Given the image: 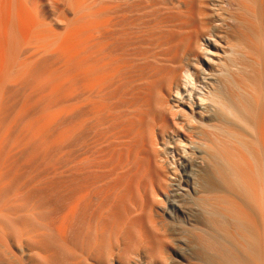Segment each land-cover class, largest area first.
<instances>
[{
  "label": "bare ground",
  "instance_id": "obj_1",
  "mask_svg": "<svg viewBox=\"0 0 264 264\" xmlns=\"http://www.w3.org/2000/svg\"><path fill=\"white\" fill-rule=\"evenodd\" d=\"M123 1L124 0H0V193L1 192L3 193V191L5 189L12 187L13 185L16 188L15 189L16 192L14 191L15 193L11 194V193L7 192V194H10V195H5L4 198H9L8 196H11V195L14 196L15 198L16 197L20 198V196L22 195V194L20 195V193H22V192L24 195V193H25L24 188H27V186H29L27 183H25V181H27V179H29L28 176L31 173L30 171H32V170H30L29 171L30 173L29 174L27 173V175H28L27 178H26V176H24L26 179L24 181H22V177H23L24 173L28 172V171H26L27 167L25 169L26 163H28L29 161H30V163L31 162L33 163L34 160L36 161L39 159V158L35 157L36 159L33 158L34 160L32 161V158L30 157L31 160L27 161L28 156H31V154H32V157H33L34 152H35L34 156H36L37 153H38V156H40L39 152L36 153V151L38 150L40 143L42 144L43 140H46L49 142L55 140L54 141L55 144L53 143V145H55V146L52 145L50 147V148H53V147H56L57 145H58V147L61 145L60 143L57 144L58 143L57 139H60V140L62 139V141L59 140V142H63L64 141L63 139L67 138L68 141H69V139L71 141L74 138V136H73L71 139V136L75 132L73 134L71 133L72 135H70V133H69L70 130L67 131V129L64 130L67 133L66 132L65 133L60 132V134H59V130H58V133L54 134L56 131L55 127H57V126L59 127L60 125H64V124H66L65 126H67L71 123L70 125H72V127L78 125L77 127L79 128V126H80V128H82V130H83L87 126L86 123L89 122V120L91 122V119H95L96 117H98V119H99V117H101V120H102V117L105 114L103 113L102 114L103 116H101L98 113L105 111V109L104 110H102V109L107 107L108 104H110V102H111V100H108L110 102L107 101L108 104H107V102H105V105L107 104V106H103L104 103H102L103 98L107 97L105 95L106 94L108 95V93L111 91L108 89L111 86H113L114 84H116L117 88H118V86H119L118 84L121 83L124 79H126L125 77H127V76H125V72L128 70V72H126V74L131 73L130 71H132V70H129L128 68H131V66H132L131 61L132 60L128 61L127 58L125 57V60H127V62H130L131 64L126 63V62L125 63L122 62V64L119 65L118 61H115V63H112L113 59L116 57V55H113V56H115V57H113L112 51H110V53H112V54H110L108 52L109 48L110 49L112 48L110 43L108 42L109 41L108 39H109V37L117 35L118 33L114 34L115 30L120 28L119 27V28L115 29L117 24H119L118 23L119 19H121L120 15L123 14V12H121L122 14L120 13V11H123L122 10L124 7L122 5ZM128 1L125 0L124 2L127 3ZM133 1L134 0H132V2ZM136 1L137 0H135V2H133V3L130 2V5L132 6L134 3L136 5H138L139 2L136 3ZM138 1H140V0H138ZM150 1H152V0H150ZM169 1L173 2L172 4H174V1H171V0H169ZM178 1L175 2V3H178V5L170 4L167 6L165 4V6H167L168 8L171 5H172V7L178 6V9L179 8L181 9L180 13H183L184 17L182 19H180V22L178 23L176 21L178 24H180L178 26H180L181 28H184V35H183L182 41H181V43L176 44V45L182 44V49L180 50L181 52L179 51L180 53L178 51L176 52V50H174L175 52L171 55H170V52H172V51L168 50L167 51V52H169L168 56L165 58L162 56V58H164V60L166 62H169V65L174 64L175 69L173 70V72L171 74L167 73V75H162V76H166V77H164V79L162 78V80H160L161 77L159 79L158 74L160 75L161 69H160V72L157 71L158 69H156L155 67L154 68L156 70L155 69L152 70L151 65L153 64V62H152L153 58H150L151 60L145 59V60H147L146 64L148 62L149 63L152 62V63H150V66H151L150 69L151 70L148 69L149 70L148 71L146 68H144L148 72L146 71L147 73L145 74V77L143 79H141L142 77L137 76L138 79L140 78L141 80H144V82L142 81L144 83V86L143 85H142L143 87L141 86L142 90L141 91L139 90L140 92L139 91L134 92L135 95L138 94V92L140 95L139 94L137 95V96H139V97H137V98H139V101L138 102L136 101L137 104L134 106V107H136V109H135V111H133V113L136 112L137 110L139 111L140 110L139 108L146 105L144 108H141V111H142L143 109H145L147 107V105L150 104L151 99H152L151 98L152 91L154 88L156 89L157 92L155 91L156 93H154V94H157V97H155L154 99H155V104L157 106L156 109H159L158 115H160V112H161V115H160L161 119L158 117L161 121V124L159 122V126H157L158 123L154 122V123H156V125H154V124L152 125L151 132H149L148 136H146L145 133H147V132L143 133L144 129L142 130L141 123H142L143 119L146 120V118H144L145 117L144 115L148 114V112L142 113V112H144V111H142L141 112L142 116L141 117L138 116L137 118L134 117V116H136L135 114H132V115H134L133 118L130 115L131 117H128V118H132L133 120L129 119V122L133 121V123H134V121L137 119L135 121V126H133V123L130 122L131 123V124H129L130 127L127 126L128 123H127V121H125V118H127V116L126 117L121 116L122 118H124V119H122V121L124 120L127 123L126 124L123 121L124 124H126L124 126H127V127H123V124H122L123 128L120 127L121 128L120 131L121 130H123V131H121L120 133H117L114 136L115 137L114 139H117L121 143L120 144L121 146L119 145V149L121 150V153L118 154L116 158L114 157L113 153L115 152V150L118 149V148H115L118 146L114 145L115 147H113V149L115 148V150L112 151L113 153H111L114 158L110 155L111 158H107V162L104 166L106 168V170L103 168L105 170V171H103V169H102L103 172L108 171L109 173H107V174H109V176H110V174L112 175V173L120 174L118 177H120L122 175H128L127 178L129 177V179L131 177L136 178V176H138V175L134 176L135 172L138 173L139 171L141 172V170H142V172L144 170L146 173H148V175L152 174V177H153V175L154 176L156 175V177H157L156 184L154 185L152 183L151 186L152 185H154V186H152V187L150 186L152 188V189L150 188L151 193H152L150 195H151V197L153 195V197H152L151 201H148V200H150L149 196H148L149 199L146 198L147 200H145V198L141 195L142 193L140 192L141 194L138 195V193H139L138 192L136 195H138V196L141 195L140 198L141 197L143 198V199L141 198L142 200L140 202H135L137 200L134 201V199H133V201H134L133 202L132 200L128 199L129 201H132V204H131V202H129V201L128 202L131 204V206L133 205V207L131 209L129 207L130 210L129 209H128L129 211L127 210L128 213L126 211H124V212H126V215H128L127 218L125 217L126 219L124 221H122L121 218L124 217L125 214H124V216H120L121 218H119V219L122 222V226L119 225V228H118V226H117L118 224L116 223L117 227H115V228H117V229H115V231L118 230L119 232H118V236H116L117 237V239H115L116 241L114 240L116 242V243L114 242L115 245L111 246L112 239H114V236H112V235H115V234H112L113 233L112 230L110 231L108 229L109 225H111V223H112L111 222L112 220H111L110 221L111 223H109L108 227H107V229L109 230V232H108L109 234H107V232H106L107 230L104 229L107 236L111 235V238L108 236L110 238V239H108L109 243L111 242L110 244L108 243V245H110V246L107 247L108 249H106V252H104V251L100 252V250H97V247L99 248L100 246H103V245H101V242L103 244L105 243V241L104 242L102 241V240H104L105 237H103L101 239L102 235L101 234L99 235L100 239L98 238V242H100V243H98V244L100 246H98L97 241H96V235H95V234H98V232L97 233L94 232L93 237H95V238H92L94 241V244H92V245L94 247L95 243H96L97 247L95 246L96 247L95 250L99 251L100 253H102V252L103 253L100 254L99 256H96L98 253H96V254L94 253L95 252L94 249L91 248L92 245L86 239V241L89 242V245H91L89 247L90 250L93 249V251L92 250L89 251L86 249L87 247L85 245L87 243L81 247L82 251L84 249H86V251H88L85 253L86 256H84V258H83V255H85V254L82 253V251L80 249V251L83 255H82V259H78V260L80 262L83 260L82 264L83 263L84 264H264V0H178ZM157 2H158V0H157ZM147 3H149V0ZM151 3L152 2H150V4ZM139 4H140L139 6L142 8V6H141L142 3L140 2ZM153 4H155V0H154ZM153 4H151V5L153 6ZM121 5L123 6L122 8H121ZM125 5H126V7H131V6H129V3H128V5L127 4H125ZM136 5H135V7H136ZM126 7H124V9ZM135 7H134V9H135ZM143 7H146V5H144ZM157 7H158L159 12H160L159 6H157ZM163 7H164V4H163ZM167 7H165V8H167ZM161 8H162V6H161ZM171 8H169V9L171 10ZM127 9L129 11V8H127ZM134 9H133V11H134ZM147 9H148V6H147ZM153 9H155V11L151 9L152 11L146 10L144 12H150V14H151V12L154 11L156 13V7ZM167 11L166 10L163 11L164 14ZM173 11H175V8ZM125 12H127V11H125ZM131 12H129V14ZM144 12H142V10H141V12H139L138 14L139 15L142 13L145 14ZM160 13H162V12H160ZM174 13L175 12H173V14ZM125 14L123 15L124 17H125ZM126 15H128V13ZM139 15H138V17H139ZM162 15H163V13H162ZM179 15H176L178 17V19H179ZM130 16L131 15H129L128 18ZM150 16H149V18H150ZM152 16H154V14H152ZM167 16H169V18H170V15H167ZM167 16H165V18H161L162 20L166 19L165 23L168 19ZM126 18H127V16H126ZM126 18H124V19H126ZM157 18L158 17L155 16V19H157ZM150 19H154V18H150ZM129 20H130V18H129ZM146 20L147 19H145V22H146ZM159 20H160V16H159ZM159 20L157 19V21H159ZM120 21H121L120 24L122 25V23L124 21H122V20H120ZM130 21H132V18ZM135 21H137V20H135ZM125 22H127V21H125ZM141 22L143 23L144 20L143 21L141 20ZM141 22L139 24H141ZM162 22H164V21H162ZM174 22H175V20H174ZM126 24L128 25V23H126ZM150 24H152V23H150ZM158 24L159 23L157 22V25ZM160 24H161V22H160ZM169 24H171L170 26H172V23L167 24L169 28H167V27L165 28L164 25H166V24L163 25L164 27H162V28L163 29L165 28L164 32L166 31V29H171ZM132 26H134V25H132ZM147 26L148 25H146V27ZM155 26L156 25L154 24L153 29ZM128 27L129 26H125L123 28H128ZM123 28H121V29H123ZM131 28H129V29L131 30ZM134 28H135V26H134ZM136 28H138V25ZM177 28H176V30H177ZM146 29H145L146 34H148V32L151 30V27H150V30H149V27ZM178 29H180V28H178ZM133 30H135V29H133ZM145 30L142 29L140 33L145 32ZM160 30H158V28H157L156 33L159 32ZM176 30H174V31H176ZM126 32H127V30L125 31V33ZM128 32H130V31H128ZM134 32L135 31L130 32V33H132V36H135V34L133 35ZM138 32H139V30H138ZM162 32H163V30H162ZM169 33L171 35L172 33H175V32L171 33V30H170ZM128 34L129 33H127V35ZM143 34H141V35H143ZM122 35L123 34H121L122 38L126 37V39H128L127 36L123 37ZM162 35H164V34H162ZM166 35L167 34L165 33L164 36H166ZM170 35H168V37ZM172 35H174V34H172ZM145 36L147 37V35H145ZM151 36H153V35H151ZM156 36L158 37V35H156ZM159 36H161V35H159ZM139 37H141V36H139ZM150 38H152V37H150ZM167 38L165 37V39H167ZM172 38H174V37L172 36ZM126 39L124 40V43L129 42ZM130 39H133V38H131V35H130ZM162 39H163V37H162ZM174 39H176V38H174ZM119 40L122 42L121 38ZM140 40L142 41L143 39H140ZM153 40L154 39H152L151 41H153ZM120 41L116 40V42H119V43H120ZM138 41H136V42L138 43ZM144 41H147V39L146 40L144 39ZM165 41L166 40H164L163 44L165 43ZM131 42H132V40H130V43ZM159 42H162V41L160 40ZM172 42L174 43L173 40H172ZM113 43L116 44L115 42H113ZM147 43H149V42H147ZM154 43H155V41H154ZM175 43H176V41H175ZM160 44L161 43H159V45ZM168 44H169V41H168ZM108 45H109V47H108ZM125 45H123V48L125 47ZM136 45H138V44H136ZM176 45H174V46H176ZM117 46H119L118 43H117ZM117 46L114 47L116 50L118 48H122L121 43H120V47L117 48ZM129 46L130 45H128L127 47H129ZM133 46H135V45H133ZM153 46H152V48H154ZM136 47L137 46H135V48ZM144 47H147V46H144ZM149 47H151V46H149ZM107 48H108V50H107ZM139 48L141 49L143 47H139ZM165 48L166 47L161 48V49L163 50ZM171 48H172V45H171L170 49ZM179 48L180 47L178 46L177 49L179 50ZM115 49H114V52H116ZM131 49H132L131 46L128 49H126V47H125V51L126 50L130 51ZM119 50L121 51V49H119ZM139 50H138V52H139ZM150 50L148 49V51H150ZM142 51H144V50H142ZM146 51H144V52L147 53L148 51L147 52ZM121 52L123 53V51H121ZM161 52H163V51H161ZM134 53L135 52L132 51V54H134ZM154 53L157 54L156 51L151 53V54H154ZM116 54L118 55L117 57H119V54H121V53L118 52ZM123 54H121V56L122 55L125 56V53H123ZM132 54H130V52H129L128 56H131ZM142 54L145 55L144 53H142ZM150 55H149V57H150ZM160 55H162V54H160ZM165 55H167V53ZM146 57L148 58V56H146ZM159 57L161 58V56H159ZM159 57L158 58L156 57V60L158 59V61H160ZM141 58L142 57H140L138 59L137 63H139V60H141ZM115 59L117 60V58H115ZM143 59H144V57H143ZM135 60H136V58H135ZM116 62L118 65L116 64ZM140 62L144 63L145 61L144 62L140 61ZM166 62H164V63L167 64ZM137 63H134L135 64L134 67L138 66V65L136 66ZM164 63H163V65H164ZM141 65L142 64H140V66ZM156 65L159 66V64H156ZM161 65H160V67H161ZM111 66H116V67L111 68ZM140 66H139V69L141 68ZM146 66H148V65H146ZM146 66H144V67H146ZM153 66H155V65H153ZM174 66H172V67H174ZM134 67H132V68H134ZM172 67L170 69H172ZM157 68H159V67H157ZM163 69H168V68L164 67ZM170 69H168L169 71L168 70L167 71L164 70V71L170 72ZM133 70H135V69H133ZM140 70L142 73L143 68H141ZM135 71L137 72L139 70L137 69ZM141 73H136L135 76L137 74H139V76H141L142 75ZM161 73H164V72H161ZM131 74H129V75H131ZM143 74H144V72H143ZM132 75H134V74H132ZM130 77L131 76H129V78ZM134 77H132V78H134ZM129 81L131 84L134 83L132 85V89H130L131 87L129 88L133 92V90H135V88L139 84H135V78L134 79L130 78ZM124 82H125V84L127 83L126 85L129 84V82H127V81H124ZM124 82L121 84H124ZM134 86H136V87H134ZM124 87H125V85H124ZM113 88L117 89L116 87H113ZM113 88H110V89H112V92L114 90ZM139 88H140V86H139ZM119 89H120V87H119ZM119 89H117L118 93H119ZM121 90L122 89H120V94L122 92ZM112 92H110L111 96H114L115 94L113 93V95H112ZM126 93H128V92L125 89V94ZM129 93L126 94V96H128L127 98L131 99L133 95L130 96L131 97L130 98ZM117 94L115 95V97L117 96ZM122 95H124V93ZM122 95H121V98H124L125 95H124V97H122ZM109 96L110 95H108V97ZM133 97H135V100H136V96H133ZM129 99H127V100H129ZM120 100H122L123 102H126V98H125V100H123V99H120ZM120 100L119 101L116 100V101L118 103H120ZM132 100H133V103H135L134 102L135 100L134 99H132ZM132 100H129V101L132 102ZM117 102L115 103V101H114V104L117 105ZM131 102H129V104ZM129 104H128V106H129ZM110 105H109V107L113 106V105H111V106ZM114 107H116V106H114ZM131 107H132V105H131ZM151 107H152V105L150 106V108ZM153 107H155V106H153ZM124 109L122 111H124ZM147 109H149V106ZM111 110L114 111L113 109H111ZM119 110L121 113H123L121 111V108ZM126 110L132 112V110L129 108H126ZM108 111H109V108H108ZM108 111H106L107 113L106 112L105 113L109 115V113H111L112 111L111 112L110 111L108 112ZM127 111H125V112L127 113ZM146 111H148V110H146ZM151 111H152V109H151ZM151 111H149V113ZM118 112L119 111H117L116 114L119 115ZM88 113L93 114L92 117L88 116ZM156 113H157V110H156ZM97 114H98V116H96ZM137 115H139V114L137 113ZM150 115L151 114H149V116ZM105 116H107V115H105ZM152 116L153 115H151L149 119L147 117V119H148L147 122L150 120V123H151V117ZM156 116H157V114H156ZM156 116H154V117L157 120ZM112 117H113V115H112ZM114 117L116 118V117H120V116L116 115ZM114 117H113V119L115 120V122L120 123V122L116 121V119H118V118L115 119ZM106 119H108V118H106ZM110 119H111V116H110ZM110 119H108V120H110ZM113 119L110 120V122L113 121ZM97 121H96V123L101 125ZM104 121L102 120V122H104ZM119 121H121V120H119ZM152 121H153V118H152ZM75 122L77 124H75ZM90 122H89V124H92V125L94 124V125L93 126L92 125L87 126V130H90L91 127H93V129L97 127V126L95 127V123H93V122L90 123ZM115 122H114V127L118 126V125L120 126V124H115ZM143 123H145V122H143ZM148 123H146V124H148ZM104 124L107 125L106 122H104ZM84 125H85V127L83 128L82 126H84ZM105 125H104L105 129L109 127V126L106 127ZM131 125H132V131H131ZM142 125H144V124H142ZM110 127H113V125L111 124ZM110 127L108 130L109 132H110ZM128 127L130 128V130ZM145 127H147V126H145ZM68 128L71 129V126ZM127 128L129 131L126 130ZM101 129H103V128L95 129L96 132L93 135L95 139L97 138V135L98 136L100 135V134H98L97 131H100ZM60 130H61V128H60ZM77 130H79V129H77ZM80 130H79V133H80ZM117 130L119 131L118 128H117ZM91 131H92V129H91ZM108 131H105V132H108ZM105 132H103V134H105ZM111 132H112L111 136H113V134L115 132L114 133H113V131H111ZM76 133L74 135H76ZM81 133L83 135L82 131H81ZM89 133H90V131H89ZM80 134H79V136H80ZM101 134H102V132H101ZM145 136L148 137L146 141H145V138H146ZM68 137H70V138L68 139ZM84 137H87V136L84 135ZM91 137L92 136H90V138H89V136H88L89 140L91 139ZM94 138L92 137V139H94ZM101 138H103V136ZM92 139H91V141H92ZM106 139L107 138H105V140ZM73 140H75V138ZM84 140H85V138H84ZM97 140L98 139L93 140V141H97ZM105 140H104V142H103V139L101 140L104 143V144L102 143L103 145H105ZM113 140H110V141L113 142ZM117 140H114V141H117ZM46 141H45V143H48ZM110 141H108L109 143L106 141L108 144L106 146L110 145ZM118 141L116 142L117 144H118ZM128 141L134 142L133 146L131 145L132 147H127L128 144H132V143H129ZM69 142L64 143V144L66 145ZM88 142H90V141H88ZM99 142H100V140H99ZM82 143H84V142H82ZM85 144H87V142ZM96 144H98V143L96 142ZM65 145L64 146L62 145V146L65 147ZM111 145L113 146V144H111ZM43 146H44V144L42 145V147ZM48 146L46 144L45 148L44 147H43L44 149L42 148L43 152L41 150L40 154L41 153L43 154L44 150L46 148L48 149L47 152L50 151L49 150L50 148H48ZM62 146H60V147H62ZM83 146H85V145H83ZM92 147L94 148L95 146L93 145ZM92 147H90L91 150H93ZM111 147L109 148V150L112 149ZM76 148H75V150H78ZM80 148H81V146H80ZM71 149H72V147H71ZM98 149L100 150V147L95 148V152H98L99 151ZM107 149H108V147L106 148L107 152L105 151V148L101 149V150H102V152L105 151L107 154V153H109V150H107ZM60 150H61V148H60ZM75 150H74V152H75ZM91 150H89L90 153H91ZM122 150H125V151H122ZM38 151H40V150H38ZM60 152L61 153L63 152V154L66 153L68 155V150L66 152L65 151H60ZM102 152H100V153H102ZM145 152H146V154H145ZM50 153L52 154V151H50ZM104 153L101 154L104 157H101L100 154H99V157L106 159L105 156H107V155H105ZM117 153H118V151L114 154H117ZM46 154L49 155V153H46ZM55 154L56 153L51 155L50 159ZM72 154L70 153V156H72ZM93 154L95 155V153H93ZM93 154H90V155H92V157H93ZM96 155H95V157H93V159L94 158L97 159ZM55 156H57V155H55ZM59 156H61V155H59ZM63 156H61L62 159H63ZM68 156L65 158L66 161L69 158ZM81 156H83V155H81ZM44 157H46V156L44 155ZM79 157H80V155H79ZM87 157L88 156L86 155V157H84V158H87ZM26 158H27V160L25 161ZM40 158H41V156H40ZM55 158L56 157L52 158L53 161L52 160H48V161L54 162ZM57 158H58V156H57ZM74 158L75 157H73V159ZM89 158H91V157L89 156ZM101 158L99 159V161L101 160ZM46 159H48V158H46ZM60 159L58 158L59 161H57V162L63 161ZM73 159H72V162L76 161ZM76 159H78V157ZM81 159H82V157H81ZM81 159H79L80 160L79 162L82 161ZM93 159H88V160L86 159L87 161L84 159L83 160L86 161L87 163L88 162L90 163V161ZM105 159L103 160V162L100 161L103 164L102 163L99 164L100 162H97L98 159L95 162L101 166V165H104ZM45 160H43V162ZM35 161H34V163H35ZM48 161H45V162L47 163ZM64 161H63V163H64ZM57 162H56V165H57ZM86 162H84V163H86ZM95 162L93 160V162H91V163L95 164ZM30 163H29V165H31ZM36 163H37V161H36ZM39 163H41V162L39 161ZM46 163H45V165H46ZM76 163H78V161ZM84 163H81V164L79 163V165H82ZM65 164H67V163L65 162ZM88 164H86V166H89V168H90L92 165L90 166V164L89 165ZM94 164H93L92 168H90L92 171H93ZM98 164H96V165H98ZM45 165L44 166L40 165V167H43V169H45V167H46ZM51 165L49 164L48 167ZM73 165L76 166V164H73ZM73 165H72V167L74 168L75 166H73ZM31 166H33V165H31ZM35 166H36V164H35ZM37 166H39V165H37ZM68 166H69V164H68ZM86 166L85 167L80 166V167H82V170H84V168H86ZM53 167L54 166H52V170L57 169L56 168L57 166L54 167L55 169H53ZM37 168L41 169L39 167H37ZM96 168H98V167H96ZM24 169L26 172H24ZM38 169H36L35 171H37ZM46 169L48 170L47 167H46ZM50 169L51 168H49V170ZM67 169H65L66 172H68V170L70 168L68 170ZM80 169H79V171L84 174L86 172L85 170L87 168L84 171H82ZM49 170H48V172H49L48 174L45 171V173L47 174L46 176H48L49 174L51 176V172H52V174L56 173V172H53L52 170H50V171ZM73 170L71 173H75V171L73 172ZM91 170L88 172L92 174ZM97 170H99V169H97ZM97 170H95L94 172H96ZM42 171L43 170L41 169L40 172L44 174V171L43 172ZM65 171L64 170L63 171H61V170L57 171V174H58V172H59V174L58 175L56 174V176H58V177H55V178L62 177V176H60V174H62L60 172H64V175H63V178H64V176H66ZM76 171H78V168ZM100 171H101V169H100ZM38 172L33 173V176H34V174H35V176H37L39 174L41 175V173L40 172L38 173ZM36 173H38V174H36ZM68 173H70V172H68ZM77 173L78 172H76V174ZM146 173H145V176H146ZM91 174H89V175H91ZM96 174H97V172L95 174H92V176L95 175V177H96ZM107 174H106V176H107ZM132 174H133V176H132ZM80 175H78V176H80ZM143 175H142V177H143ZM31 176L32 175H30V177ZM50 176L48 178L46 177L45 179L49 180ZM82 176L84 177V175H82ZM100 176H103V174L102 175L100 174ZM44 177L45 176L42 177L43 180H44ZM75 177H77V176H75ZM83 177H80V178L85 179V177L84 178ZM95 177H93V178H95ZM110 177L112 178L113 175ZM142 177H140V179ZM51 178H54V175ZM80 178H79V181L81 182ZM116 178L117 177H114L113 179L115 180ZM122 178H123V180L125 179L124 176ZM150 178H151V176H150ZM32 179H33V177L30 178V181ZM35 179H36V177H35ZM35 179H33V180H35ZM41 179H39V180H41ZM66 179H68V178L66 177ZM71 179L72 178L70 177L69 181L72 182L73 179L72 180ZM77 179H78V177H77ZM100 179H103V177H101ZM117 179L115 181H117ZM121 179H118V181ZM138 179H139V176H138ZM39 180H37V181H39ZM43 180L41 181L40 186L42 185V183L48 182L45 180L43 182ZM57 180L58 179H56V181ZM146 180H145V182H146ZM154 180H156V179H154ZM50 181H52V179L49 180V182L47 183L48 185H49ZM53 181H55V180H53ZM64 181H68V180H64ZM110 181L112 183L114 182L113 180H110ZM118 181H117V183L119 184L120 181L119 182ZM133 181H134V179H133ZM133 181L127 182L128 183L127 185L134 183L136 180L134 182ZM23 182L25 183L26 186L22 185ZM60 182H62V181L60 180ZM98 182L100 183L99 179H98ZM102 182H103V180H102ZM139 182H138V184H136L137 186L135 185L136 186L135 190H137V191L139 188V184L141 183V182L140 183ZM142 182H144V181H142ZM145 182L143 184L146 185ZM147 182H148V180H147ZM29 183L32 184L35 182H32V183L29 182ZM36 183H35V185H36ZM38 183H40V182H38ZM68 183H70V182H68ZM74 183H76V181L73 182V185H74ZM77 183H78V181H77ZM88 183H89L88 185H91L90 183H92V182L90 181ZM95 183H93V184H95ZM107 183L109 184L110 182H107ZM112 183L109 184L112 187H110V186H107V187L111 189V188H114L115 186H117L115 183H114L115 186H113L114 184L112 185ZM44 184H46V183H44ZM47 184L44 188H46L48 186ZM51 184H52V182L50 183V186H51ZM56 184H57V182H56ZM64 184H60V185L64 186ZM96 184H95V186H96ZM102 184H104V183H101V185H99L100 188L103 187ZM35 185H33V186H35ZM68 185H70V184H68ZM68 185L66 184V189H67ZM73 185H71V187H70L72 190L71 191L72 193L74 192V190L72 188ZM77 185H79V183ZM120 185L122 186L121 183H120ZM22 186H24V188ZM79 186H81V185H79ZM35 187L38 189H35ZM35 187H33V188L36 191L41 189V192L44 193V191H42V189H44V188H42V187L39 188L37 186H35ZM52 187H53V184H52ZM52 187H50V189H52ZM126 187H128V186H126ZM131 187L134 188V186L130 185V188ZM21 188H23V189H21ZM56 188L59 189V187L57 185H56ZM64 188H65V186H64ZM64 188L62 187L63 190H61V192L64 191ZM96 188L94 187L92 190H94L98 194V192L96 190H99V192H100V188L98 189V186H96ZM105 188H106V186H105ZM105 188H104V191H106ZM108 188H106V189H108ZM140 188L143 189V186H141ZM145 188H146L145 192L148 193V191H147L148 187H145ZM29 189L31 190V188H28V190H26V193H27L26 196L28 195V193L30 195V193H32V191H33L32 190L31 192H29ZM66 189H65V191H66ZM74 189L78 190L76 188H74ZM79 189H80V187H79ZM89 189H90V186H89ZM118 189H119V187L117 189H113L114 193H115L114 194V200L111 201L112 203L110 205H107L108 208L105 205V207L108 209V211H109V209H112L113 207H115L116 203L119 206H121L120 203H122V202H119V201H120V197H123L121 195L122 189L119 191L121 196L118 193ZM21 190H24V191L21 192ZM49 190H47V192ZM68 190L70 191V189H67V194L69 193ZM135 190L133 189L132 191H135ZM7 191H8V189H7ZM59 191H60V189H59ZM94 191H92L93 193L91 192V190L89 192H91L92 194H95L94 197H96L97 194L94 193ZM104 191L103 192L101 191L100 193H104ZM128 191H129V189L126 192L127 193L132 192V191L131 192H128ZM142 191H144V189ZM50 192H53V191H50ZM61 192H60V195H61ZM77 192H79V191H77ZM82 192H84L83 189H82ZM123 192H124V190H123ZM91 193L89 195H91ZM146 193L143 195L146 196L147 195ZM16 194H17V196H16ZM18 194H19V196H18ZM49 194H51V193H49ZM57 194L54 193L53 196L51 195V197H55ZM81 194H83V193H80L79 196H77V197H83L86 193H84L83 196H80ZM107 194H108V190H107ZM131 194L133 195V193H131ZM134 194H135V192H134ZM31 195L28 196V198L32 197ZM36 195H37L36 199H38V194H36ZM65 195L66 194H64L62 196H65ZM75 195L73 196V194H72V197H75ZM89 195H88V199L91 200V198L93 196L91 195L92 197L89 198ZM126 195H124V196L126 197ZM128 195H130V194H128ZM132 195H130L131 199L133 198ZM0 196H1V194H0ZM24 196H21V198L23 197L25 199L26 196L25 197ZM44 196H46V195H44ZM99 196H101V194ZM99 196L96 199L97 202H95V203H99L98 202V199L100 198ZM14 197H12L11 199L10 198L8 199L9 201H11L10 203L6 199L5 204L9 203L10 205L7 204V205H9V207L6 205V207L3 208V206H5L4 203L1 202L2 204H0V208H1L0 211L4 210L3 213L1 211L0 215L2 216V214H4L3 216H5L7 218H9L8 215H10L12 218L10 217L9 220L13 219L14 214L17 216V217L15 216L14 219H16V218L20 219L24 214L19 218H18V215L20 216V214L25 213L24 208H22V203H24L23 204V206H24V205H26L25 204L26 201H27V204L31 201V200L28 201L27 197H26V200H24V202L21 203V200L19 199L20 204L16 203L17 207H16V205L13 206L14 208L12 207L13 208L12 210H16L17 208H19V209L21 208V210L23 209L24 211L21 212L20 214H17V212H19V210L17 209L18 211L17 212L15 211V213L12 214V213H10V212H12V210L10 211V209H11L10 206L15 204L13 202L14 201L13 199H15ZM72 197H71V199H73ZM103 197H104V195H103ZM1 198H3V197H0V200L4 201V199H1ZM49 198H50V196H49ZM85 198H84L85 200H88L86 196H85ZM104 199H105L104 201H107L106 198H104ZM107 199L109 200V197ZM85 200L77 198V200L75 201V198H74L73 201H75V202L73 203L71 201L72 202L71 206L68 204L70 208H69V210L67 209V211H65L66 215L63 216L64 218L61 216L62 221L60 220V223H58L59 221L58 222L56 221L59 224L58 227L56 225V227H57L56 229H58L57 232H58V234H61V236H63L62 238H64L65 235H67L69 222H70V220H72L71 218L74 215L76 217L78 216L77 218H79L80 216L81 217L86 216V218H87L86 214L85 215L83 214V216H82V213H81V210H83L84 208H81V210L79 208L80 205L83 204V203L81 204V202H83ZM122 200H124V199L122 198ZM126 200H125V202H127ZM58 201H59V199H58ZM69 201H70V199H69ZM88 201H85V204H86V202L89 204ZM94 201L95 200L93 199L92 203ZM109 201H107V204ZM167 202H171V208H169V205L168 206L166 205ZM11 203H12V205H11ZM35 203L36 202L34 201L33 205H35ZM68 203H70V202H68ZM103 204H105V203H102V205H101V202H100L99 207L100 206L102 207ZM61 205H62V203L59 205V207ZM122 205H124V204H122ZM56 206H58V204ZM56 206L55 207L52 206L50 210H57V212H58V208L53 209V208H56ZM85 206H83V207H85ZM87 206L85 207V209L87 208ZM89 206L92 207L91 205H89ZM124 206H126V208H128L126 204ZM124 206H121V207L124 208ZM15 207H16V209H15ZM33 207H34V210H33V208L30 209V206L29 207L27 206V208H29L31 211L29 212L28 211L29 209L26 210V212H28L29 214L26 213L25 215L31 214V215L36 216V214H38V211L35 208L36 206H33ZM90 207L87 210H90L91 209ZM6 208L7 209L10 208V209H8L9 214L7 216H6V213H8V212L6 211L7 210ZM60 208L62 209V207H60ZM95 208L98 209V206ZM123 208H122V210H124ZM103 209H102V211H103ZM145 209H147V214H146L147 222H145L143 219H140L139 217H138L139 218L138 221L136 219H134L138 222V228L137 229L139 231H137V233H139V237L135 243H133L132 245L131 244L127 245L128 244L127 242H129V240L128 241L126 240L128 238H125L124 234L126 231L130 232L132 230L131 229L129 231L128 230L129 227L128 226H127L128 228L126 227L128 220L131 219L133 215L135 218H137L135 215L141 216L143 213L146 212ZM32 210L37 212V213L32 214V212H33ZM62 210H65V209H62ZM77 210H78V212H77ZM87 210L86 211L84 210L83 212L87 213ZM97 211H99V210H97ZM108 211H107V213L105 211L106 214H103V215L107 216ZM54 212H56V211H54ZM61 212L62 211L60 210V212H58L57 214H59ZM113 212H115V211H113ZM49 213H50V211H49ZM63 213H64V211H63ZM75 213L80 214V216L76 215ZM93 213L94 212L91 213L92 217H93ZM96 213H94V216ZM50 214H52V213H50ZM116 214H118V213H114L113 215L116 216ZM60 215H62V214H60ZM110 215H112V214H110ZM30 216H25L24 221L27 219L26 220V222H27L29 220ZM5 217H4V220L7 222L8 219H5ZM48 217H50V216H48ZM58 217L55 216V218H56L55 220H57ZM92 217L90 218L89 223L94 224L95 222H93V221L91 222V219L93 220L95 217H93V218ZM32 218L33 217H31L30 219L33 221ZM97 218H99V217L97 216ZM133 218L131 219V222L133 221ZM1 219H3V218L1 217L0 220ZM21 219H23V217ZM52 219H53V221H52ZM84 219H85V217H84ZM111 219H112V217H111ZM4 220H1V221H4ZM20 220H18V223L20 225H18L16 223L18 228L21 227V222H19ZM95 220L97 221L96 218H95ZM102 220H104V217L102 218ZM102 220L100 218V223H102L101 222ZM113 220L116 221L115 218ZM5 221H4V223H5ZM14 221L15 220H13V222L11 221L12 223L7 222L8 226L13 227V225L15 224ZM83 221L84 220H82L80 222L78 221V222L81 223ZM36 222H38V221H36ZM44 222L48 225H49V223L51 224V222L55 223L54 217L51 218V222L50 221H49V223H47L46 221H44ZM10 223H11V225H10ZM31 223L32 222H30V224ZM54 223H53V225H54ZM2 224H3V222L1 223V225ZM16 224L14 226L15 227L14 230L18 229V228H16ZM112 224H114V223H112ZM132 224H135V222L131 223L130 228H132ZM31 225H29V227H30V229L31 228L33 229L31 231L34 232V235H31L30 231H27L25 229V227H24L25 225L23 226V230L21 228L19 229L20 232H18V231L14 232V230L12 232V230L11 231L9 230L10 234L12 232L13 233L12 235H14V242L18 239V236H17V238H15L16 237L15 233H17V235L19 233V235H20V233H22L21 231L29 232L30 235L28 233L25 234V232L22 233L21 236L22 235L25 236L27 234L29 236L28 237L25 236V238L22 239L20 242H19V239L22 238L23 236L19 237V239L16 241L19 244L16 245V243H15L16 246H18V245L20 246V247L18 246L20 249L25 247L29 250L28 256H27L25 261L23 259L24 257L22 258L23 261H19V260H21V258H19V256L20 257H22V255L24 256L25 250H24V252H22V255H20L19 253H17L18 251L15 252L14 251L15 249L13 250V246H11V244H13V243L6 240L8 238V235L7 236H5V235L9 233L8 229H10V228L5 229L6 226H4V228H3V226L0 227V233L5 234L6 232H8L5 235L0 234V262L2 264H55V263H52V261L56 260V258L59 255V254L57 255V253H58L57 250H56V252H53L54 254L57 255V257L55 255L54 259L51 258V256L53 254L52 255H50L48 253L46 254V251H45V255H44V253H42L44 250H41L42 252L40 251L41 247L44 249H47V251L50 250V247L48 246L49 249L45 248L44 244L43 245L41 244L42 245L41 246L40 244H38L37 239H33V238H37V236H38L39 240L43 239L44 237L47 238L49 236V233H46L47 231L43 232V230L44 229L47 230L48 225L45 226L41 222V225L43 226V228H42L43 230H41V228L39 229V227L41 225L39 226L37 224L39 227L36 226L35 224H31ZM78 225H80V224H78ZM88 225H90V224H88ZM81 226H79V228ZM96 226L97 225L95 224L94 230L97 229ZM102 226H103V224L101 225V227L98 226L99 228H101L100 230L98 228L99 233L101 232V230H103ZM112 226L110 228H113V230H114V225H112ZM34 227L36 230H34ZM49 227H52V231H53L54 226L51 225ZM49 227H48V229L50 230ZM91 227H92V225H91ZM125 227L127 228L126 230H125ZM81 228L84 229V227H81ZM89 228H90V226L87 228L88 229L87 235L90 233V231H94L92 228H90L91 230ZM1 229H2V231H1ZM11 229H13V228H11ZM38 229H39V231H38ZM76 230L74 231V233L75 232L77 233L79 231V230L78 231H76ZM104 230L101 233H104ZM35 231H38V232L35 233ZM52 231L50 230L49 232L51 233ZM80 231H82V229H80ZM150 231H152L153 233ZM40 232L42 233V235L41 234L38 235V233H40ZM57 232H55V233H57ZM110 232H112V233H110ZM43 233L46 235L44 236ZM80 233H82V232H80ZM115 233L117 235V232H115ZM53 234H54V232L52 233V235L51 234L50 235L53 236ZM90 234H92V233H90ZM129 234H131V233H129ZM80 235H79V237H80ZM83 235L81 236L82 238H83ZM103 235L105 236V234H103ZM136 235H138V234H136ZM3 236L6 237V239ZM39 236H40V238H39ZM41 236H44V237L41 238ZM51 236H49V237L51 238ZM54 236H56V235H54ZM88 236H90V235H88ZM59 237H60V235H59ZM10 238H13V236ZM10 238L8 240H10ZM51 239H53V238H51ZM54 239H56V238H54ZM59 239H61V237ZM76 239H78V238H76ZM43 240L45 241V238ZM43 240H42V242L44 243ZM47 240H46V242H47ZM65 240H66V237H65ZM99 240H101V241H99ZM108 240H107V242H108ZM66 241H68V240H66ZM84 241L85 240H83V242ZM93 241H91V243ZM40 242H41V240H40ZM50 242H51V240H50ZM54 242H55V240H54ZM76 242H77V240H75V245H73L74 243L72 245L76 246L77 245ZM80 242H81V240H80ZM9 243H10V245H9ZM51 243H50V246H53L54 244L51 245ZM80 244H82V243H80ZM38 245H40V246H38ZM58 245L60 246L59 243H58ZM106 245H104V247ZM59 246H56V247H59ZM73 246H70L69 250L74 249ZM79 246L76 248H79ZM104 247H101V250H104L103 249ZM52 248H51V250H52ZM59 251H60V249H59ZM75 251L77 254L79 253L78 249H76ZM61 252H62V250H61ZM69 252L71 253L72 250ZM74 253L72 252V254H74ZM81 253H79V256ZM60 254H62V253H60ZM72 254H70V256ZM75 258H76V256H75ZM77 258L74 259V261L78 262ZM79 258H81V256ZM51 259H53V260L51 261ZM59 260L60 259H58V261ZM70 261H72V260H69L68 262H70ZM80 262L79 263L73 262L72 264H75V263L80 264ZM56 264H61V263H56ZM69 264H71V262Z\"/></svg>",
  "mask_w": 264,
  "mask_h": 264
},
{
  "label": "rangeland",
  "instance_id": "obj_2",
  "mask_svg": "<svg viewBox=\"0 0 264 264\" xmlns=\"http://www.w3.org/2000/svg\"><path fill=\"white\" fill-rule=\"evenodd\" d=\"M124 1H125V0H124ZM124 1H123V3H122V5H123L124 7H126L125 4L128 5V3H129V6H131V5H130V2H132V0H131V1H130V0H129V1L126 0V1H128L127 3L124 2ZM160 1H161V0H158V2H157V0H155V4H153V3H154V0H152V1L149 0V3H147L148 0H140V1L137 0L136 3H137V2H139V3L141 2V3L143 4V5L141 4V6H142L143 9L139 6V5H140L139 3H138V5H136V4L134 3L131 7H126L125 9H124V7L121 5V8L123 7V9H122L123 11H120V13L123 12V14L121 13L122 15H120V16H121V17H120L121 19H119V21L122 20V21H124V22H125V21H127V22H125V23L123 22L122 25H121V24H120L121 21H120V22L118 21L119 24H117V26H116L115 29H117V28H119V27H120V28L117 29V30H115V33H114V34H117V33H118L119 35H118V34H117V35H118L119 37H118L117 35H114V34H113L114 36L109 37V39H108L109 41H108V42L110 43V45H111V47H112L113 49L111 48V49H112V50H111V49L109 48V50H108V48H107V50H108L109 53H110V51H112L113 54L110 53V54H112V56H113V55H116V57H115V56H113V57L117 58V60L114 58L115 60L113 59V62H112V63H115V61H118V64L120 65V64H122V62H123V63H125V62H126V63H130V62H127V60H128V61H131V60H132V61H133V62L131 61L132 66H131V68H128V69H129V70H132V71H130V72H131L132 74H134V75H132L131 73L126 74V72H128V70H127V71L125 72V76H127V77H125L126 79H124L121 83H123L124 81H127V82H129V84H128L129 86L126 85L127 83L125 84V82H124V84H121V83L118 82V83H119V84L117 83V84L119 85L118 88H117V85H116V84H114V85L111 86L110 88L116 87L117 89H119V87H120V89H122V90H121V91H122L121 94H120V89H119V93H118V92H117V89H114V88H113L114 90H113V92H112V89L109 88L108 90H111L110 92H112V95H113V93H114L115 95L118 93L117 96H118L119 94H120V95H119L118 97H117V96L115 97V95H114V96H111V93L109 92L108 95H110V96L108 97V95L106 94L105 96H107V97H106V98H103V100H102V101H103L102 103H104L103 106H107L108 102H110V101H108V100H111L110 104L112 103L111 105H113L112 107H109L110 104H108L107 107H105V108L102 109V110L105 109V111H102V110H101L102 112H99V113H98V114H100L101 116H103V115H102L103 113H104L105 115H107V116L104 115V116L102 117V120H103V121L105 120L104 122H106L107 125H105L104 122H102L101 117H99L100 120L98 119V117H96L95 119H91V122L95 123V127L97 126L98 128L96 127V128L93 129V127H91L92 131H91V129H90V130H87V126H89V125L91 126V125H92V124H89L90 120H89V122H87L88 124L86 123V125H87L86 127H85V125L82 126L83 128L85 127L86 130H85V129L82 130V128H80V126H79V128H78V127H77L78 125L72 127V125H70L71 123H70L69 125H67V126H65L66 124H64V125H60L61 127H60V126H59V127H58V126L55 127V130H56V131H55V133L53 132L54 134H57V133H58V130H59V134H60V132H61V133H62V132L65 133V132H66V131H64L65 129H67V131L70 130V131H69L70 135H72L74 132L76 133L77 131H78V132H77L78 134L76 133V135H74V134H75V133H74V134L71 136V139H72V137L74 136L75 140H73V139H74V138H73V139L70 141V139H69L70 137H68V139H69L70 142L67 140V138H66V139H63V140H64L63 142H59L60 139H57V141H58L57 144L60 143V144H61L60 146H62V145L64 146V145H65L64 143H67V142H69V143H68L69 145L66 144L65 147H63V146H62V147H60V146L58 147V145H57L56 147H53L54 149H53V148H50V147L53 145V143L55 144V142H54L55 140H54V141H50L52 144H51L49 141L43 140L44 142L42 141V144L40 143L39 148H38V150H40V151H38V150L36 151V153L39 152V155L41 156V158H40V156H38V153L36 154V156H34V153H35V152H34V153H33V157H32V154H31V156H28V160H27V158L25 159V161H26V160L29 161V160H31V159H30V157H31V158H32V161H33L34 159L39 158L38 160L41 162V163H39V161L36 160V161H37V163H36V161L34 160L35 163H34V161H33V163H32V162L30 163V161H29L28 163H26L25 169H26V167H27L26 171H28V172H26L25 169H24V172H26V173H24V175H23V177H22V181H24V180L27 178V176H28L27 173L29 174V173L31 172V173L29 174V176H28L29 179H27V181H28V180H29V181H28V182L25 181V183H27L29 186H27V188H24V186H26V185H25V183L23 182L22 185H24V186H22V187L25 189V191H24V190H21V192H22V191L25 192V193H24L25 196H26V194H27V193H26V190H28V188H31V190L29 189V192H31V191L33 190L32 193H30V195L32 194V195H31L32 197H29V198H28V196H30L29 193H28V195L26 196V197H27V200H28V201L31 200V201H30L28 204H27V201H26L25 204H26L28 207L30 206V209L33 208V210H34V207H33V206H36L35 208L37 209L38 214H36V216L31 215V214H30L31 216H30V215H25L26 213H28V212H26V210H28L29 208H27L26 205H24L25 207L23 206L24 203H22V202H24V200H26V197L23 195V192H22V193H20V195L22 194L21 196H24L25 199H24L23 197L21 198V196H20V198H18V197L15 198V197L12 196V195H11V196H8L10 199H11L12 197L15 198V199H13V200H14L13 202H14L15 204L13 203L14 205H12V203H11V205H12V206H10L11 209H10V208H8V209H10V211H11V210L14 208L13 206L16 205V207H17V204H20V200H21L22 208H24L25 213L20 214V213L23 212L24 210H23V209L21 210V208H20V209L17 208V209L19 210V212H17L18 210L16 209V207H15L16 210H12V212H10V213L13 214V213H15V211H16L17 214H20V216L18 215V218L21 217L23 214H24L25 216H30V217H29V220H28L29 222H28V221L26 222L27 219L24 221V219H25V216H24V215L22 216L23 219H21L22 217L20 218L21 220H20V219H17V218H16L17 220L14 219L15 216H16L15 214H14V216H13V219H12V220H11V219L9 220V218H10L11 216L8 215V214H9V212H8L9 210H8L7 208H6V209H7L6 211H7L8 213H6V216L8 215L9 218L3 216L4 214H2V216L0 215V216L3 218V219H1V220H4V217H5V219H8L7 222H11V221L13 222V220H15L14 223H15V224L17 223L18 225H20V224L18 223V220H20L19 222H21V227H20V226H19V227L23 230V226L25 225V226H24L25 229H26L27 231H30L31 235H34V232L31 231V230H33V229H32V228L30 229L29 225H31V224H35L36 226H38V225L40 226V225H41V222H42V224L45 225L46 223H45L44 221H46L47 223H49V221L51 222V218L54 217V221H55V223H54V222H51V224L49 223V225L46 224V225H48V227L51 226V225L54 226L55 229L53 228V231H52V227H49L50 230L52 231L51 233L49 232L50 230L48 229V227H47V230H45V229L43 230V229H42V228H43L42 225H41L40 227H39V226H38V227H39V229L41 228V230H43V232L47 231L46 233H49V236H51L52 233L54 232L53 236L56 235L57 237H56V236H54V237L51 236V238H53V239L56 238V239H54L55 242H54V240L51 239L49 236H48L47 238L44 237V236L46 235V234H44V233H43L44 236H41V238L44 237V238H45V241L43 240V239H44V238H43V239H40V240H41V242H40V240L38 239V236H37V238H33V239H37L38 244H40V245H41V244H42V245L44 244V247H45V248H48V249H49V247H50V250H48V251H47V249H44V248L41 247L40 251H41V250H44L43 252L41 251L42 253H44V255H45V251H46V254H47V253L50 254V255L53 254L54 256L52 255L53 257L51 256V258L54 259L56 254H54L53 252H56V250H57V252H58L57 255H58V254H59V255H58V257H57V255H56V257H57L58 259H60V260L58 261L57 258H56V260L51 259V261L53 260L52 263H55V264H56V263L69 264L70 262H71V264H72L73 262L79 263L80 261H79L78 259H82V255H83L82 253L85 254L86 252H88V251H86V249L89 250V251H91V250L93 251V249H94V251H95L94 253H95V254L98 253L96 256H99L100 254H102L103 252L100 253L101 251L106 252V249H108L107 247L110 246V245H108V243H109V240H108V239L111 238V235H108V236L110 237V238H109V237L106 235L105 230H107V231H106L107 234H109V233H108L109 230H110V231L112 230V232H113V233H112V232H110V233L115 234V235H112V236H114V239H112V243L110 242V243H111V246H114L115 243H116V242H115V241H116L115 239H117L116 236H118V232H119L118 230L115 231V229H117V228H115V227L118 226V228H119V225L122 226V222H121V220L124 221V220L128 217V215H126V212H127V210L129 209V207H130V209L133 207V205L131 206L133 199H134V201L137 200V201H135V202H140V201L143 199L142 197H141L142 199L140 198V196L142 195V196L145 198V200H147L146 198H148V196H149L150 200H148V201H151V199H152V197H153V195H152V197H151V195H150V194H152L150 188H151L152 186H154V185L156 184V182H157V177H156V175H155V176L153 175V177H154V178H153V177H152V174H149V175H148V173H146L144 170H143V172H142V170H141V172H140V171H139L138 173L135 172V175H134V176L138 175V176H139V179H140V177H142V175L144 174L143 177H142L140 180L138 179V176H136V178H137L138 180H137L135 177H131V178H130L131 180H130L129 177L127 178L128 175H122V174H121L122 176L118 177L120 174H114V173H112L113 177L111 178L110 176H112V175L110 174V176H109V174H107V173H109L108 171H107V172H103V171L106 170V168H105L104 166H105V164H106V162H107V158H111V156L113 157V155H114V157L116 158L117 155L121 153V150L119 149V145H120L121 143H120L117 139H114V138H115L114 136H115L117 133H120L121 131H123V130L120 131L121 128H123V127H127V126L130 127V125H129V124H131L130 122L133 123V121H130V122H129V119H130V120H133L132 118H133L134 115H132V114H135L136 116H134V117L137 118L138 116L141 117V116H142V115H141L142 113L148 112V114H145V115L143 114V115L145 116V117H144V116H143V117L146 118V120L143 119V120H142V123H141V128H142V130L144 129L143 133H144V132H147V133H145L146 136H148V133L151 132V127H152V125H153V124L156 125V123H154V122H157V123H158L157 126H159V122H160V124H161V121H160V119H161V117H160L161 112H160V115H158V114H159V111H158L159 109H156L157 106H156V104H155V99H154L155 97H157V94H154V93L157 92L155 88H154L155 90L153 89L154 92L152 91V96H151L152 99H151L150 104L147 105V107H146L145 109L142 110V111H144V112L141 111V108H144L146 105H144V106H142L141 108H139L140 110H139V111L137 110L138 112L136 111L139 115H137L136 112L133 113V111H135V109H136V107H134V106H135V105L137 104V102L139 101V98H137V97H139V96H137V95H138L139 92L142 90L141 88L144 86V83H143L144 80H141V79H143V78L145 77V74H146L149 70H151L150 67L152 66V67H151L152 70H154L155 68L158 69L157 71H159V72H160V69H161V72H164V73H161V72H160V75L158 74V77H159V79H160V77H161L160 80H162V78L164 79V77H166V76H162V75H167V73L171 74V73L173 72V70L175 69V66H174L173 63H172L173 65H169V62H166V61L164 60V58L167 57L168 54H169V52H167V51H168V50H169V51H172V52H170V55H171V54H173V53L175 52L174 50H176V52H177V51L179 52V51L182 49V44H179V45H176V44L181 43L182 38H183V35H184V28H181L180 26H178V25H180V24H178V23L180 22V19H182L184 16H183V13H180V12H181V9H180V8L178 9V6H174V7H172V5H178V3H175V2H177L178 0H177V1H176V0H171V1H174V4H172L173 2H170L169 0H162L161 2H160ZM165 1H166V2H165ZM167 1H168L169 3H168ZM133 2H135V0H134ZM133 2H132V3H133ZM150 2H152L151 4H153V6L150 4ZM162 2H163V3H162ZM178 2H179V1H178ZM124 3H125V4H124ZM132 3H131V4H132ZM156 3H157V4H156ZM149 4H150V5H149ZM163 4H164V7H163ZM165 4H166L167 6L170 5V4H172L169 8L172 7L173 9L171 8V10H170L167 6H165ZM135 5H136V7H135ZM144 5H146V7H143ZM155 5H156V6H155ZM160 5L162 6V8H161ZM147 6H148V9H147ZM157 6H159V8H160V12H162L163 15H162V13L159 12V9H158ZM134 7H135V9H136L138 12L134 9ZM137 7H138L140 10H139ZM155 7H156V13L154 12L155 9H153V8H155ZM165 7H167V8H165ZM127 8H129V11H128ZM163 8H164L166 11H167L168 9H169V10H168L167 12H165V14H164L163 11H165V10H164ZM174 8H175V11H173ZM133 9H134L135 12L133 11ZM151 9L154 10V11H153L154 13L151 12V14H150V12H144V11H146V10H148V11H149V10L152 11ZM130 10H131L132 12H131ZM141 10H142V12H144L145 14L142 13V14H140V15H141V16H140L138 13L141 12ZM161 10H162V11H161ZM178 10H179V11H178ZM125 11H127V12H125ZM169 11H170L171 13H170ZM177 11H178V12H177ZM129 12H131V13L129 14ZM136 12H137V13H136ZM173 12H175V13L173 14ZM125 13H126V14L128 13V15H126ZM133 13H134V14L136 13V14L134 15ZM147 13H148V14H147ZM159 13H160V14H159ZM178 13H179L180 15H179ZM124 14H125V17L123 16ZM146 14H147V15H146ZM152 14H154V16H152ZM157 14H158V15H157ZM172 14H173V15H172ZM129 15H131L129 18H130V20H131V18H132V21H133V22L129 20V18H128ZM132 15H133V16H132ZM138 15H139V17H138ZM142 15H143V16H142ZM150 15H151V16H150ZM167 15H170V18H169V16H167ZM176 15H179V19H178V17H177ZM122 16H123L124 18H126V16H127V18L124 19ZM135 16H136V17H135ZM147 16H148V17H147ZM149 16H150V18H154V19H150ZM155 16L158 17V18H157L158 20H159V16H160V20H161V21H160V20H159V21L161 22V24H160L159 21H157V19H155ZM165 16H167V18H168L167 21H166V23H165V20H166V19H163V20L161 19V18H165ZM181 16H182V17H181ZM145 17H146V18H145ZM172 17H173V18H172ZM180 17H181V18H180ZM136 18H137V19H136ZM145 19H147L146 22H145ZM177 19H178V20H177ZM135 20H137V21H135ZM139 20H140V21H139ZM141 20H142V21L144 20L145 23H144V22L142 23ZM155 20H156V21H155ZM169 20H170V21H169ZM174 20H175V22H174ZM129 21H130V22H129ZM152 21H153V22H152ZM162 21H164V22H162ZM171 21H172V22H171ZM176 21H177L178 23H177ZM131 22H132V23H131ZM140 22H141V24H139ZM155 22H156V23H155ZM157 22L159 23L158 25H157ZM167 22H168V23H172V26H170L171 24H169V26H170L171 29H166V31L164 32V29H165L166 27L169 28L168 25H167V24H168ZM126 23H128V25H127ZM150 23H152V24H150ZM163 23L166 24V25H164ZM173 23H174V24H173ZM123 24H124L125 26H129V27H128V28H123V27H125ZM136 24L138 25V28L140 27L139 29L136 28V27H137ZM145 24L148 25V26L146 27ZM154 24L156 25V26H155L156 28L154 27V29H153ZM175 24H176L177 26H176ZM132 25H134L135 28H134V26H132ZM142 25H143V26H142ZM149 25H150V26H149ZM152 25H153V26H152ZM161 25H162V26H161ZM163 25L165 26L164 29L162 28V27H164ZM174 25H175V26H174ZM141 26H142V27H141ZM158 26H159V27H158ZM131 27H132V28H131ZM145 27H146V28L149 27V30H150V27H151V30L149 31L150 33L147 31L148 34H146V30H147V29H146ZM160 27H161V28H160ZM177 27L180 28V29H178ZM121 28H123V29H121ZM129 28H131L132 31H135V32L133 33V35L135 34V36H132V33H130V32H132V31H131ZM157 28H158V30H160V29H161V30H160L159 32L156 33ZM159 28H160V29H159ZM174 28H175V29H174ZM176 28H177V30H176ZM133 29H135V30H133ZM142 29H143V30L146 29V30H145V32L140 33ZM126 30H127V32L125 33ZM136 30H137V31H136ZM138 30H139V32H138ZM162 30H163V32H162ZM168 30H169V31L171 30V33H172V32H175V33H172V34H174V35H172V34H171V35H172L174 38H176V39L172 38V36L170 35V33H169ZM172 30H173V31H172ZM174 30H176V31H174ZM179 30H180V31H179ZM182 30H183V31H182ZM123 31H124V32H123ZM128 31H130V32H128ZM136 32H137V33H136ZM127 33H129V34L127 35ZM138 33H139L140 35H139ZM143 33H144V34H143ZM161 33L164 34V35H165V33H166L167 35L164 36V35H162ZM168 33H169V34H168ZM178 33H179V34H178ZM121 34H123V35H122L123 37H124V36H127L128 39H126V37H125V38H122V37H121ZM137 34H138V35H137ZM141 34H143L144 36L141 35ZM150 34L153 35V36H151ZM130 35H131V38H133V39H130ZM145 35H147V37H146ZM148 35H149V36H148ZM156 35H158V37H157ZM159 35H161V36H159ZM168 35H170V36H169L170 38L168 37ZM139 36H141V37H139ZM113 37H114V38H113ZM116 37H117V38H116ZM137 37H138V38H137ZM148 37H149V38H148ZM150 37H152V38H150ZM162 37H163V39H162ZM165 37H166V38L168 37V38L165 39ZM110 38H111V39H110ZM120 38H121L122 42L119 40ZM160 38H161V39H160ZM171 38H172V39H171ZM177 38H178V39H177ZM125 39H126L127 41H129V42H128V43H126V42L124 43V40H125ZM137 39H138L139 41H138ZM140 39H143V40L141 41ZM144 39H145V40L147 39V41H144ZM148 39H149V40H148ZM150 39H151V40L154 39V40L151 41ZM155 39H156V40H155ZM157 39H158V40H157ZM170 39H171V40H170ZM106 40H107V39H106ZM116 40L120 41V43H121V45H122V48H118V47H120V43H119V42H116ZM130 40H132L131 43H130ZM160 40H161L162 42H159ZM164 40H166L167 42L165 41V43L163 44ZM172 40L174 41V43H175V41H176V43L174 44V43L172 42ZM134 41H135V42L138 41V43H137V42L135 43ZM154 41H155V43H154ZM157 41H158V42H157ZM168 41H169V44H168ZM113 42H115L116 44H114ZM133 42H134L135 44H134ZM142 42H143L144 44H143ZM145 42H146V43H145ZM147 42H149V43H147ZM117 43H118L119 46H117ZM159 43H161V44L159 45ZM113 44H114V45H113ZM125 44H126V45H125ZM132 44L135 45V46H137V47L135 48V46H133ZM136 44H138L139 46L136 45ZM151 44H152V45H151ZM162 44H163V45H162ZM166 44H167V45H166ZM123 45H125L126 49L130 48V46L132 47V49H131L130 51H127V50L125 51V47L123 48ZM128 45H130V46L127 47ZM153 45H154V46H153ZM158 45H159V46H158ZM171 45H172V48L170 49ZM174 45H176V46H174ZM180 45H181V46H180ZM116 46H117V48H118L117 50L114 48V47H116ZM144 46H147V47H144ZM149 46H151V47H149ZM152 46H153L154 48H152ZM157 46H158V47H157ZM168 46H169V47H168ZM178 46L180 47L179 50L177 49ZM108 47H109V45H108ZM139 47H143V48L140 49ZM156 47H157V48H156ZM164 47H166V48L162 50L161 48H164ZM175 47H176V48H175ZM145 48H146V49H145ZM173 48H174V49H173ZM114 49L116 50V52H114ZM119 49H121V51H123V53H125V56H123L124 54H123ZM134 49H135V50H134ZM139 49H140V50H139ZM148 49H149V50L151 49V50L148 51ZM158 49H159V50H158ZM160 49H161V50H160ZM118 50H119V51H118ZM138 50H139V52H138ZM142 50H144V51L147 50L148 52L146 51L147 53H145V52L142 51ZM152 50H153V51H152ZM157 50H158V51H157ZM132 51L135 52V53L132 54ZM136 51H137L138 53H137ZM155 51H156L157 54H155V53H154V54H151V53H153V52H155ZM161 51H163V52H161ZM118 52L121 53V54H123V55H122L123 57L121 56V54H119V57H117L118 55H117L116 53H118ZM129 52H130V54H132V55H131L132 57H131V56H128ZM160 52H161V53H160ZM165 52L167 53V55H165V54H166ZM180 52H181V51H180ZM180 52H179V53H180ZM136 53H137V54H136ZM139 53H140V54H139ZM142 53H144L145 55H143ZM135 54H136V55H135ZM150 54H151V55H150ZM160 54H162V55H160ZM163 54H164L165 56H164ZM126 55H127L128 57H127ZM138 55H139V56H138ZM149 55H150V57H149ZM155 55H156V56H155ZM120 56H121V57H120ZM135 56H136V57H135ZM146 56H148V58H147ZM151 56H152V57H151ZM159 56H161V58H160ZM162 56H163L164 58H162ZM125 57L127 58V60H125ZM133 57H134V58H133ZM140 57H142L141 60H139V63L142 64L141 66H140L139 63H137V62H138V59H139ZM143 57H144V59H143ZM156 57H157V58L159 57V59H160V61H161L162 63H161L160 61H158V59L156 60ZM118 58H119L120 60H119ZM123 58H124V59H123ZM128 58H129V59H128ZM135 58H136V60H135ZM150 58H153V59H152L153 64H152L151 66H150V63H152V62H150V63L148 62L149 64H148V63L146 64L147 60H145V59H149V60H151ZM122 59H123V60H122ZM142 59H143V60H142ZM124 60H125V61H124ZM154 60H155V61H154ZM140 61H142V62L145 61L144 63H145L146 65H148V66H146L144 63H141ZM119 62H120V63H119ZM164 62H166L167 64H165ZM131 63H130V64H131ZM134 63H137L136 66H137V65H138V66H137V67H134V66H135ZM154 63H155V64H154ZM163 63H164V65H163ZM116 64H117V62H116ZM116 64H115V65H116ZM118 64H117V65H118ZM143 64H144V65H143ZM156 64H159V66L156 65ZM161 64H162V65H161ZM170 64H171V63H170ZM153 65H155V66H153ZM160 65H161L162 68L160 67ZM167 65H168V66H167ZM139 66H140L141 68H143L142 73H141V70H140L141 68L139 69ZM142 66H143V67H142ZM144 66H146V67H144ZM172 66H174V67H172ZM112 67L114 68V67H116V66H111V68H112ZM132 67H134V68H132ZM154 67H155V68H154ZM157 67H159V68H157ZM164 67H165V68L167 67L168 69H170V68L172 67V69H170V72H166L168 69H163ZM144 68H146L147 70L149 69V70L147 71V70L144 69ZM133 69H135V70L138 69L140 72H139V71L136 72V71L133 70ZM156 69H155V70H156ZM164 70H166V71H164ZM146 71H147V72H146ZM168 71H169V70H168ZM143 72H144V74H143ZM165 72H166V73H165ZM136 73H141L142 75L139 76V74H137V75L135 76ZM129 74H131V75H129ZM169 74H168V75H169ZM129 76H131V77H130L131 79H134V78H135V84H139V85H137V87L134 86V87H136V88H135V90H133V92H132V90H130V89H132V85H133L134 83H133V84L130 83V81H129V80H130ZM134 76H135V77H134ZM137 76H138V77H142V78H141V79H140V78L138 79ZM132 77H134V78H132ZM136 79H137L138 81H137ZM142 81H143V82H142ZM137 82H138V83H137ZM141 82H142L143 84H142ZM140 83H141V84H140ZM124 85H125V87H124ZM142 85H143V86H142ZM121 86H122V87H121ZM127 86H128V87H127ZM139 86H140V88H139ZM141 86H142V87H141ZM130 87H131V88H130ZM123 88H124V89H123ZM129 88H130V89H129ZM125 89L127 90L128 93L130 92V93H129V97L132 96V95H133V96H136V100H135V97H133V96H132V98L130 97L131 99L127 98L128 96H126V94H128V93L125 94ZM128 90H129V91H128ZM139 90H140V91H139ZM137 91H139V92H138V94L135 95L134 92H137ZM155 91H156V92H155ZM123 93H124L125 97H124V95H122ZM121 95H122V97H124V98H121ZM139 95H140V94H139ZM114 98H115V99H114ZM117 98H118V99H117ZM119 98H120V99H123V100H125V98H126V102H123V101L120 100ZM127 99H129V100L134 99V100H135V101H134L135 103H133V100H132V102H131V101L127 100ZM113 100L115 101V103H116L117 101L120 100V103L117 102V105H116V104H114V101H113ZM116 100H117V101H116ZM107 101H108V102H107ZM136 101H137V102H136ZM105 102H107L106 105H105ZM122 102H123V103H122ZM129 102H131L130 104L132 105V107H131V105L129 104ZM132 103H133L134 105H133ZM151 103H152V104H151ZM118 104H119V105L121 104V105L119 106ZM123 104H124V105H123ZM128 104H129V106H130L131 108L128 106ZM111 105H110V106H111ZM151 105H152V107L150 108ZM114 106H116V107H114ZM124 106H125V107H124ZM148 106H149V109H147ZM153 106H155V107H153ZM108 108H109V111H110L111 109L114 110V111L111 110L112 112L110 111L111 113H109V115L106 114V113H107L106 111H108ZM110 108H111V109H110ZM120 108H121V111L125 108L124 111H122L124 114L120 112V110H119ZM126 108H129V109H131V110H132L133 108H134V109L132 110V112H130V111H127L128 109L126 110ZM151 109H152V111H151ZM146 110H148V111H146ZM156 110H157V113H156ZM109 111H108V112H109ZM117 111H119V112H118L119 115L116 114ZM125 111H127V113H126ZM149 111H151V112L149 113ZM105 112H106V113H105ZM128 112H129V113H128ZM139 112H140V113H139ZM141 112H142V113H141ZM98 114H97L96 116H98ZM115 114H116L117 116H120V117H116V118H118V119L120 118L119 120H121V121H122V119H124V118H122V117H126V116H127V118H128V117H131V116H132V118H128V119L125 118V121H127L128 125H127V126H124V125H126L127 123L123 120V121L126 123V124H124L123 121L121 122V121H119L118 119H116V118L114 117V116H116ZM122 114H123V115H122ZM125 114H126V115H125ZM127 114H128V115H127ZM149 114L153 115V116L151 117V123H150V120L148 121L149 123L147 122V120H148V119L150 118V116H151V115L149 116ZM156 114H157V116H156ZM92 115H93V114L88 113V116H91V117H92ZM112 115H113V117L116 119V121H118V122H120V123L115 122V120L113 119ZM130 115H131V116H130ZM110 116H111V119H110ZM121 116H122V117H121ZM148 116H149V117H148ZM154 116L157 117V120H158L159 118H160V119L157 121L156 118H155ZM104 117H105V118H104ZM143 117H142V118H143ZM147 117H148V119H147ZM158 117H159V118H158ZM106 118H108V119H110V120L113 119V121L110 122V120H108V119H106ZM152 118H153V121H152ZM154 118H155V119H154ZM94 120H95V121H94ZM97 120H98V121H97ZM134 120H135V119H134ZM136 120H137V119H136ZM136 120H135V121H136ZM96 121L99 122L101 125H99L98 123H96ZM100 121H101V122H100ZM135 121H134V123H133V126H135ZM91 122H90V123H91ZM108 122H109V123H108ZM112 122H113V123H112ZM114 122H115V124H120V126H119V125H118V126H115V127H116V128H115V127H114ZM143 122H145V123H143ZM146 123H148L149 125L146 124ZM72 124H73V123H72ZM75 124H77V123L75 122ZM75 124H74V125H75ZM97 124H98V125H97ZM111 124L113 125L114 128H113V127H110ZM122 124H123V127H122ZM142 124H144V125H142ZM93 125H94V124H93ZM93 125H92V126H93ZM104 125H105L106 127H108V126L110 127V132L108 131V130H109V127L106 128V129H107V130H106V129L104 128ZM70 126H71V129L68 128V127H70ZM99 126H100V127H99ZM101 126H102V127H101ZM145 126H147L148 128L150 127V128H149L150 130H149L147 127H145ZM62 127H63V128H62ZM76 127H77V128H76ZM120 127H121V128H120ZM129 127H128V128H129ZM143 127H144V128H143ZM57 128H58V129H57ZM60 128H61L62 131L60 130ZM88 128H89V127H88ZM99 128H103L104 130H103V129L100 130V131L102 132V134H101L100 131H97L98 134H100V135H99V136L97 135V138H96V139H98L97 141H93V140H96V139L94 138V136H93V135L95 134V132H96L95 129H99ZM117 128L119 129V131L117 130ZM128 128H127L126 130H128ZM146 128H147V129H146ZM72 129H73V130H72ZM77 129H79V130L81 129V130H80V133H81V131H82V132H83V135H82V133L80 134V133H79V130H77ZM145 129H146V130H145ZM102 130H103V131H102ZM115 130H116V131H115ZM124 130H125V129H124ZM129 130H130V128H129ZM129 130H128V131H129ZM71 131H72V132H71ZM87 131H88V132H87ZM89 131H90V133H89ZM105 131H108V132H105ZM111 131H113V133L115 132V133L113 134V136H111V134H112ZM131 131H132V125H131ZM86 132H87V133H86ZM103 132H105V134H103ZM66 133H67V132H66ZM71 133H72V134H71ZM91 133H92V134H91ZM79 134H80V136H79ZM86 134H87V135H86ZM90 134H91V135H90ZM96 134H97V133H96ZM109 134H110V135H109ZM145 134H144V135H145ZM84 135L87 136V137H84ZM108 135H109V136H108ZM88 136H89V138H90V136H92L94 139H92V137H91V139H92V141H91V139L89 140ZM95 136H96V135H95ZM102 136H103V138H101ZM146 136H145V137H146ZM78 137H79V138H78ZM76 138H77V139H76ZM84 138H85V140H84ZM105 138H107V139L105 140ZM147 138H148V137L145 138V141L147 140ZM78 139H79L80 141H79ZM102 139H103V142H104V140H105V145H103L104 143L101 141ZM113 139H114V140H117V141H118V144L116 143L117 141H114ZM76 140H77V141H76ZM99 140H100V142H99ZM110 140H113V142L110 141ZM45 141L48 142V143H45ZM57 141H56V142H57ZM60 141H62V139H61ZM75 141H76V142H75ZM78 141H79V142H78ZM88 141H90L91 143L88 142ZM106 141H107V142L110 141V145L113 144V146H112V145H111L112 147H111L110 145H109V146H106V145H108ZM77 142H78V143H77ZM82 142H84V143H82ZM86 142H87V144H85ZM96 142H97L98 144H96ZM111 142H112V143H111ZM128 142H129V143H132V144H128L129 146L127 145V147H132L134 142H133V141H132V142H131V141H128ZM49 143H50V144H49ZM62 143H63V144H62ZM99 143H100L101 145H100ZM102 143H103V144H102ZM108 143H109V142H108ZM43 144H44V146H43L44 148H45L46 144H47V146L49 145L48 148H50L49 150L52 151V154L50 153V151L47 152V150H48L47 148L44 150V153H43V154H42V153L40 154L41 150H42V152H43V149H44V148L42 147ZM72 144H73V145H72ZM79 144H80V145H79ZM82 144L85 145V146H83ZM71 145H72V146H71ZM78 145H79V146H78ZM86 145H87V146H86ZM93 145L95 146L94 148L92 147ZM114 145H115V146L117 145L118 147H115ZM131 145H132V146H131ZM53 146H55V145H53ZM73 146H74V147H73ZM80 146H81V148H80ZM97 146L100 147V150L105 148V151H106V148H107V147H108L107 150H109L110 147H111L112 149H113V147L118 148V149H117V150H115V148H114L113 150L110 149V150H109V153H107V154H106L107 151H106V152H105V151L102 152V150L100 151V150L98 149L100 152H102V153L105 152L104 154L107 155V156H105L106 159L104 158V159H105L104 165H101V166H100L99 164H101V163L103 162V160H104V159L101 158V157H104V156H102V155H101L102 153H100L99 151H98V152H95V148H98ZM120 146H121V145H120ZM40 147H41V148H40ZM71 147H72V149H71ZM76 147H77V148H76ZM90 147H92L93 150H91ZM134 147H135V146H134ZM42 148H43V149H42ZM58 148H59V149H58ZM60 148H61V150H60ZM62 148H63V149H62ZM75 148L78 149V150H75ZM79 148H80V149H79ZM89 148H90V149H89ZM135 148H136V147H135ZM52 149H53V150H52ZM55 149H56V150H55ZM57 149H58V150H57ZM88 149L91 150V153H90V151H89ZM59 150H60V151H65V152L68 150V155H69V156H68L66 153H64V154H63V152L61 153ZM74 150H75V152H74ZM87 150H88V151H87ZM96 150H97V149H96ZM114 150H115L114 153H116L117 151H118V153H117V154H114V153L112 152V151H114ZM53 151H54V152H53ZM119 151H120V152H119ZM122 151H125V150H122ZM69 152H70L71 154L73 153L72 156H70V153H69ZM82 152H83L84 154H83ZM85 152H86V153H85ZM87 152H88V153H87ZM46 153H49V155L46 154ZM54 153H56L55 155H57L59 159L61 158V156L64 155V156H63V159H62V158L60 159V160H63V161L65 160L64 163H63V161L57 162V161H59V160H58L57 156H55V155L53 156V157H56V158H57V159L55 158L56 161L54 160L55 163H54V162H49L48 160H52V161H53V159H52L53 157H52L51 159H50V157H51V155H53ZM93 153H95V155L97 154L96 156H97V159H98V160H97L96 158L93 159V157H95V155H94ZM111 153H113V155H112ZM65 154H66V155H65ZM90 154H93V157H92V155H90ZM99 154L101 155V157H99ZM145 154H146V152H145ZM44 155H45L46 157H44ZM59 155H61V156H59ZM73 155H74V156H73ZM79 155H80V157H79ZM81 155H83V156H81ZM86 155H87L88 157H87V158H84V157H86ZM110 155H111V156H110ZM67 156H68L70 159L68 158L67 161H66L65 158H66ZM76 156L78 157V159H76V158H77ZM89 156H90L91 158H89ZM35 157H36V158H35ZM73 157H75V158L73 159ZM81 157H82V159H81ZM114 157H113V158H114ZM33 158H34V159H33ZM42 158H43V159H42ZM44 158H45V159L48 158V159L45 160ZM71 158H72L73 160H76V161H73V162H72V159H71ZM100 158H101L100 161H102V162L99 161ZM79 159H81L82 161L79 162V161H80ZM83 159H84V160H86V159H87V160H88V159H93L94 162L97 160V162H100V163L98 164V163L95 162V164H94V163H91V162H93V160H91V161L89 160L90 163H89V162H88V163L90 164V166H91V165L93 166V164H94L93 171H92V170L90 169V168H92V166H91L90 168H89V166H86V164H88V163L86 162L87 160L84 161ZM102 159H103V160H102ZM43 160L48 161V162H47L48 164L44 161V162L46 163V165H45V163L43 162ZM77 161H78V163H76ZM83 161L86 162V163H84ZM56 162H57V165H56ZM65 162H66L67 164H65ZM68 162H69V163H68ZM29 163H30L31 165H33V166L29 165ZM60 163H61V164H60ZM71 163H72V164H71ZM79 163H80V164H81V163H84V164L79 165ZM35 164H36V166H35ZM49 164H50V165L52 164V165L48 167ZM54 164H55V165H54ZM68 164H69V166H68ZM73 164H76L77 167H76L75 165H73ZM89 164H88V165H89ZM96 164H98V165H96ZM102 164H103V163H102ZM37 165H39V166H37ZM40 165H42V166L45 165V166L48 168V170H49V168H51L50 170H52V166H54V167L57 166V167H56L57 169H55V168L53 167V169H55V170H52L53 172H56V173H55V174H52V172H51V176H50V174H49L48 176H46V175L49 173L48 170L46 169V167H45L46 170L43 169V167H40ZM58 165H59V166H58ZM64 165H65V166H64ZM72 165L76 167V168L74 167L76 170H77V168H78V171H76V170L72 167ZM62 166H63L65 169H67V168L69 169V168H70L71 170H70V169H69V170L67 169L68 172H70V173L66 172L65 169H64ZM70 166H71V167H70ZM80 166H82V167H83V166H84V167L86 166L87 169L84 168V170L86 169V170H85L86 172H85L84 174L81 173V172L79 171L80 168H81L80 170H82V167H80ZM28 167H29V168H28ZM33 167H34V168H33ZM37 167L41 168V169L44 171V174L41 173V172H40L41 169H38ZM59 167H60L61 169H60ZM96 167H98V168H96ZM31 168H32V169H31ZM58 168H59V169H58ZM94 168H95V169H94ZM103 168H104L105 170H104ZM36 169H38V170L35 171ZM73 169H74V170H73ZM97 169H99V170H97ZM100 169H101V171H100ZM102 169H103V171H102ZM30 170H32V171H30ZM33 170H34L35 172H38V171H39V172L41 173V175L39 174L40 176H39V175L35 176V174H34V176H33V173H35ZM50 170H49V171H50ZM56 170H57V171H60V170L63 171V170H64L65 173H66V176H64V178H63L64 172H60V173H62V174H60V176H62V177L55 178V177H58V176H56V174H57V171H56ZM72 170H73V172L75 171V173H71ZM84 170H82V171H84ZM90 170L92 171V174H95V173L97 172L96 177H95V175L92 176V174L88 172V171H90ZM95 170H97V171L94 172ZM29 171H30V172H29ZM43 171H42V172H43ZM45 171H46L47 174L45 173ZM39 172H38V173H39ZM76 172H78V173L76 174ZM79 172H80V173H79ZM38 173H36V174H38ZM99 173H100L101 175L103 174V176H100ZM105 173L107 174V176H106ZM145 173H146V176L148 175L147 177L145 176ZM25 174H26V175H25ZM58 174H59V172H58ZM58 174H57V175H58ZM80 174H81V175H80ZM89 174H91V175H89ZM98 174H99V175H98ZM139 174H140V175H139ZM141 174H142V175H141ZM30 175H32L31 177H33V179H35V177H36V179H35V180L32 179L33 181H32V180L30 181V178H31ZM42 175L45 176V177H44V180H45V181H48V182H49V180L52 179V181H50V183L52 182L53 187H52V184H51V186H50V183H49V185H48V184H47L48 182H44V180H43V178H42V177H43ZM53 175H54V178H51ZM67 175H68V176H67ZM78 175H80V176H78ZM82 175H84V177H85L86 175H87V176L85 177V179H82V178H80V177H83ZM88 175H89V176H88ZM24 176H26V178H25ZM38 176H39V177H38ZM49 176H50L49 180H48V179H45L46 177L48 178ZM75 176H77L78 179H77V177H75ZM91 176H92V177H91ZM105 176H106V177H105ZM123 176H124V178H125L124 180H123V178H122ZM132 176H133V174H132ZM150 176H151V178H150ZM66 177H67L68 179H66ZM70 177L73 179V180L71 179L72 182L69 181V178H70ZM84 177H83V178H84ZM90 177H91V178H90ZM93 177H95V178H93ZM101 177H103V179H100ZM104 177H105L106 179H105ZM114 177H117L118 179H121V178H122L121 180H119L120 183L122 184V186L120 185V183H119V184L117 183V181H118L117 178H116L117 181H115L116 179H115V180L113 179ZM155 177H156V178H155ZM37 178H38V179H37ZM41 178H42V179H41ZM61 178H62V179H61ZM75 178H76V179H75ZM79 178H80L81 182L79 181ZM89 178H90V179H89ZM149 178H150V179H149ZM152 178H153V179H152ZM39 179H41V180H39ZM56 179H58L59 181H58V180L56 181ZM63 179H64V180H68V181H64ZM88 179H89V180H88ZM98 179H99L100 183L98 182ZM127 179H128V180H127ZM133 179H134V181H135V180H136V181L134 182ZM143 179H144V180H143ZM146 179L148 180V182H147ZM154 179H156V180H154ZM37 180H39V181H37ZM42 180H43L44 183H46V184L48 185V186H47L48 188H47V187L44 188V187L46 186V184H44V183H42V185L44 184L43 186H42V185L40 186ZM53 180H55V181L57 182V184H56V182L53 181ZM60 180H61L62 182H60ZM92 180H93V181H92ZM102 180H103V182H102ZM108 180H109V181H108ZM110 180H113L114 182L112 183ZM145 180H146V182H145ZM75 181H76V183H74V185H73V182H75ZM77 181H78L79 185H81V186L77 185V184H78ZM83 181H84V182H83ZM90 181H91L92 183H90L91 185H88V184H89L88 182H90ZM105 181H106V182H105ZM119 181H118V182H119ZM124 181H125V182H124ZM130 181H133V182H134V183L131 182L132 184L129 183L131 186H134V188H132V187L130 188V185H127V184H128L127 182H130ZM139 181H140L141 183H140ZM142 181H144V182L146 183V185L143 184L144 182H142ZM153 181H154V182H153ZM29 182H31V183H32V182H35V183L37 182V183H36V185H35V183L30 184ZM38 182H40V183H38ZM53 182L59 187L60 191H59L58 188H56V185H55ZM58 182H59V183H58ZM66 182H67V183H66ZM68 182H70V183H68ZM95 182H96L97 184H96ZM107 182H110L109 184L112 183V185L115 183L117 186H115V184H114L113 186H115L116 188H115V187H114V188H111V189L108 188L107 186H110V187H112V186L109 185ZM123 182H124V183H123ZM138 182L140 183V184H139V188H140L141 186H143L144 191H142V190H143L142 188L139 189L138 187H137V188H138V191L135 190V189H136V186H137L136 184H138ZM150 182H151V183H150ZM64 183H65V184H64ZM71 183H72V184H71ZM80 183H81V184H80ZM86 183H87V184H86ZM93 183H95L96 186H98V189L100 188L99 185H101V183H104V184H105V185L102 184L103 187L100 188V192H101V191H102V192L104 191L105 186H106V188H108V189L105 188L106 191H104V193H100L99 190H96L97 188H96L95 184H93ZM98 183H99V184H98ZM152 183H153L154 185L151 186ZM37 184H38L39 186H38ZM60 184H64L65 188H64L63 185L61 186ZM66 184H67V185L70 184V185H68L69 187L67 186V189H70V191L68 190V191H69V193H68L69 195L67 194ZM125 184H126V185H125ZM141 184H142V185H141ZM147 184H148V185H147ZM30 185H31V186H30ZM33 185H35V186H37V187H39V188H40V187L44 188V189H42V191H44V193L41 192V189L38 190L39 192L36 191L35 189H38V188H36V187L33 186ZM54 185H55V186H54ZM71 185L74 186V187L72 186V188H73V190H74L73 193L71 192V191H72L71 188H70ZM82 185H83V186H82ZM119 185H120V186H119ZM135 185H136V186H135ZM32 186L35 187V189H34ZM76 186H77V187H76ZM89 186H90V189H89ZM91 186H92V187H91ZM93 186L96 188L95 190L98 192V194H99V193L101 194V196H99L100 194L98 195L94 190H92V189L94 188ZM126 186H128L129 188L126 187ZM150 186H151V187H150ZM13 187H14V185H13L12 187L7 188L8 191H7V189H5V190L3 191V193H2V192L0 193V194H1L0 197H3V198H1V199H4V201H1V200H0V204L4 203V205H5V206H3V208H5L6 205L9 204V203L11 202V201L8 200L9 198H4L5 195H10V194H7V192H8V193H11V194H13V193L16 192V190H15L16 188H15V187L13 188ZM50 187H52V189H50ZM54 187H55L56 189H55ZM62 187L64 188V191L61 192V190H63ZM79 187H80V189H79ZM118 187H119V189H118V193H119V191L122 189V192H121L122 194H121V195L123 196V197H120V201H119V202H122V203H120L121 206H124V205L126 204L128 208H126V206H124V208H123V207L119 206V205L116 203V206L112 208L113 210H112V209H109V211L111 210V211L109 212L108 209H107V208H108L107 205H110V204L112 203L111 201L114 200V194H115V193H114V190H113V189H117ZM125 187H126V188H125ZM145 187H148V188H147V191H148L149 194L145 192V189H146ZM23 188H21V189H23ZM53 188H54V189H53ZM74 188H76V189H78V190H75ZM123 188H124V189H123ZM13 189H14V190H13ZM49 189H50V190H49ZM57 189H58V190H57ZM65 189H66V191H65ZM82 189H83L84 192H82ZM87 189H88V190H87ZM101 189H102V190H101ZM126 189H127V190L129 189L128 192H131L133 189H134L135 191H132V192H131V193H133V195H132L131 193H127V192H126V191H127ZM130 189H131V190H130ZM151 189H152V188H151ZM47 190H49V191L47 192ZM55 190H56V191H55ZM90 190H91V192L94 191V193H96L97 196L94 197L95 194H92L93 192H92V193L89 192ZM107 190H108V194H107ZM109 190H110V191H109ZM123 190H124V192H123ZM125 190H126V191H125ZM140 190H141V191H140ZM149 190H150V191H149ZM14 191H15V192H14ZM50 191H53V192H50ZM57 191H58V192H57ZM75 191H76V192L79 191V192L76 193ZM115 191H116V190H115ZM4 192H5V193H4ZM27 192H28V191H27ZM60 192H61V195H60ZM64 192H65V193H64ZM116 192H117V191H116ZM134 192H135V194H134ZM138 192H139V193H138ZM140 192H141L142 194H141ZM144 192L147 194V195H146L147 197L143 195V194H145ZM45 193H46V194H45ZM49 193H51V194H49ZM54 193H56V194L58 193V194H57L55 197H51V195L53 196ZM80 193H83V194L86 193L84 196H83V194H81L80 196H83L84 198H85V196H86L87 199H88V195L91 193V195H92L94 198H93L91 195H89V198H91V197H92V198H91V200L88 199V200H89V201H88V200H85L86 198L84 199L83 197H77V196H79ZM109 193H110V194H109ZM123 193H124V194H123ZM137 193H138V195H139V194H141V195L138 196V195H136ZM36 194H38V199H36V197H37ZM40 194H41V195H40ZM64 194H66L68 197H67L66 195H65V196H62V195H64ZM72 194H73V196L76 194L75 197H72ZM77 194H78V195H77ZM102 194L104 195V197H103ZM126 194H127V195H126ZM128 194L132 195L133 198L131 199L130 195H128ZM2 195H3V196H2ZM14 195H15V194H14ZM44 195H46V196H44ZM106 195H107V196H106ZM108 195H109V196H108ZM119 195H120V193H119ZM121 195H120V196H121ZM124 195H126V197L128 196L129 198H128V197L126 198ZM16 196H17V194H16ZM18 196H19V194H18ZM39 196H40V197H39ZM43 196H44V197H43ZM49 196H50L51 199L49 198ZM98 196L100 197V198L98 199V202H99V203L101 202V205H102V203H105V204H103V206L105 207V205H106L107 208H106V207H105V208H106L107 210H106L103 206H102V207L100 206V207H101V208H100V207H99V203H95V202H97L96 199L98 198ZM134 196H135V197H134ZM137 196H138V197H137ZM57 197H58V198H57ZM69 197H70V198H69ZM71 197H72L73 199L75 198V201L77 200V198H78V199H79V198H80V199H83V200H85V201H88L89 204L86 202V204L88 205V206H87V205L85 204V201H83V202H81L82 200L80 201L81 204L83 203V204L80 205V207H79L80 210H81V208H84L83 210H81L82 216H83V214H84V215L86 214V215H87V218H86V216H84V217H85V219H84V217H81L80 214H78V213L76 214V213H75L76 215H79L80 217L77 218L78 216L76 217V216L74 215V216L71 218L72 220H70V222H69V226H68V230H67V235H65L66 240H68V241H66V240H65V237L62 238L63 236H61V234H58V232H57L58 229H56V228L58 227V225H59L58 223H60V220L62 221L61 218H62L64 215H66V214H65V213H66L65 211H67V209L69 210V208H70L69 205L71 206L72 202H73V203L75 202V201H73V199H71ZM101 197H102V198H101ZM108 197H109V200H110V201L107 199ZM17 198H18V199H17ZM30 198H31V199H30ZM39 198H40V199H39ZM64 198H65V199H64ZM104 198H106V200L109 201L108 204H107V201H104V200H105ZM110 198H111V199H110ZM122 198H123L124 200H122ZM125 198H126L127 200H126ZM139 198H140V199H139ZM149 198H148V199H149ZM6 199L9 201V203H7V204H5ZM19 199H20V200H19ZM22 199H23V200H22ZM58 199H59V201H58ZM67 199H68V200H67ZM69 199H70V201H69ZM93 199H94L95 201L92 203ZM128 199H129V200H132V201H129ZM17 200H18L19 202H18ZM53 200H54L55 202H54ZM61 200H62L63 202H62ZM100 200H101V201H100ZM102 200H103V201H102ZM121 200H122V201H121ZM125 200H126L127 202H125ZM138 200H139V201H138ZM16 201H17V202H16ZM34 201L36 202L35 205H33ZM71 201H72V202H71ZM90 201H91V202H90ZM128 201L131 202V204H130ZM134 201H133V202H134ZM1 202H2V203H1ZM60 202L62 203V205H61L60 207H62V209H65V210H62V209L59 207V205L61 204ZM68 202H70V203H68ZM119 202H118V203H119ZM16 203H17V204H16ZM56 203L58 204V206H56V205H57ZM66 203H67V204H66ZM36 204H37V205H36ZM65 204H66V205H65ZM68 204H69V205H68ZM84 204L87 206L86 209H85L86 206H85ZM93 204H94V205H93ZM122 204H124V205H122ZM133 204H134V203H133ZM9 205H10V204H9ZM9 205H7V206L9 207ZM67 205H68V206H67ZM89 205H91V206L93 205V206L90 207ZM166 205H167V206L169 205V208H171V202H167ZM18 206H19V205H18ZM52 206H53V207L56 206V208H53V209H57V208H58V212H60V210H61L62 212L59 213V214H57V213H58L57 210H50ZM83 206H85V207H83ZM97 206H98V209L95 208V207H97ZM12 207H13V208H12ZM64 207H65V208H64ZM89 207H90L91 209H90V210H87ZM59 208H60V209H59ZM103 208H104V209H103ZM122 208H123L124 210H122ZM0 209H1V208H0ZM30 209L28 210L29 212L31 211ZM102 209H103L104 212L102 211ZM114 209H115V210H114ZM120 209H121V210H120ZM130 209H129V210H130ZM20 210H21V211H20ZM33 210H32V211H33ZM80 210H79V211H80ZM84 210H85V211L87 210V213L83 212ZM94 210H95L98 214H97ZM97 210H99V211H97ZM129 210H128V211H129ZM1 211H2V210H1ZM1 211H0V213H1ZM6 211H5V212H6ZM49 211H50V213H52V214H50ZM54 211H56V212H54ZM63 211H64V213H63ZM91 211L94 212V213H96L95 216H94V213H93V217H95V218L97 219V221L95 220V218H94L93 220L91 219V222H92V221L95 222L94 224H93V223H89L90 218L92 217V214H91L92 212H91ZM101 211H102V212H101ZM105 211H106V213H107V211H108V215H107V216H104V215H103V214H106ZM113 211H115V212H113ZM124 211H126V212H124ZM145 211H146V212H145ZM145 211H144L145 213H143L141 216L135 215L137 218H135L134 215L132 216V218L134 217V218H133V221L135 222V224H132V228H130V227H131L130 225H131V223H134V222H133V221L131 222V219H132V218L128 220V223H127L126 227H127V226L129 227V228L127 227L129 231H130L131 229H132V230H131L130 232H128V231L125 232V231H124V232H125V234H124L125 238H128V239H126V240H127V241L129 240V242H130V243H129V242L126 241V242L128 243V244L126 243L127 245H129V244L132 245L133 243H135V242L138 240L139 233H137V231H139V230L137 229V228H138V222H137V221H138V219L140 218V219H143L145 222H147V217H146L147 209H145ZM3 212H4V210L2 211V213H3ZM77 212H78V210H77ZM33 213H37V212L33 211L32 214H33ZM39 213H40V214H39ZM79 213H80V212H79ZM89 213H90V214H89ZM114 213H118V214H116V216H114V215H113ZM120 213H121V214H120ZM127 213H128V212H127ZM12 214H11V215H12ZM28 214H29V213H28ZM56 214H57V215H56ZM60 214H62V215H60ZM110 214H112V215H110ZM119 214H120V215H119ZM122 214H123V215H122ZM124 214H125V216H124ZM54 215H55L56 217H58L59 215H60V216L57 218V220H55L56 218H55ZM102 215H103V216H102ZM117 215H118V216H117ZM48 216H50V217H48ZM51 216H52V217H51ZM61 216H62V217H61ZM97 216H98L99 218H97ZM100 216H101V217H100ZM120 216H124V217H122L123 219H122ZM1 217H0V218H1ZM16 217H17V216H16ZM31 217H33V218H32L33 221L30 219ZM36 217H37V218H36ZM93 217H92V218H93ZM103 217H104V220H105V221L102 220ZM111 217H112V219H111ZM116 217H117L118 219H117ZM125 217H126V218H125ZM138 217H139V218H138ZM11 218H12V217H11ZM26 218H27V217H26ZM34 218H35L36 220H35ZM48 218H49V219H48ZM59 218H60V219H59ZM63 218H64V217H63ZM88 218H89V219H88ZM100 218H101V220H102V221H101L102 223H100ZM114 218L116 219V221L113 220ZM119 218H121V220H120ZM46 219H47V220H46ZM80 219H81V220H80ZM98 219H99V220H98ZM134 219H136L137 221L134 220ZM1 220H0V227L3 226V228H4V226H6L5 229H8V228H10V229H8V232H9V233L6 232V233H8V234L5 233L6 235L3 234V233H0V234H1V235L3 234V235H5V236L8 235V238H7V239H6V237H4V236H3V237H4L7 241H10L11 243H13V244H11V246H13V250L15 249V250H14L15 252L18 251L17 253H19L20 255H22V252H24V250H25L24 256H23V255H22V257L19 256V258H21V260H19V261H23V260H22L23 257H24L23 259H24V261H25L26 258H27V256H28V252H29V250H28L27 248H25V247L20 249V248H19V247H20L19 245H18L19 247L16 246L17 244H19V243L16 242V241L19 239V237H22V236H23V235L21 236L22 233L25 232V234H26V233L29 234V232H26V231L23 232V231H21L22 233H20V235H19V233H18V235H17V233H15V236H16L15 238H17V236H18V239L14 242V235H12V234H13L12 232H13V230H14V228H15V227H14L15 224L13 223L14 225L12 224L13 227H11V226H8V223H7L5 220H4L5 223H4V221H1ZM74 220H75V221H74ZM82 220H84V221L81 222V223H79V222L82 221ZM111 220H112V221H111ZM36 221H38V222H36ZM52 221H53V219H52ZM56 221H57V222L59 221V222L57 223ZM78 221H79V222H78ZM86 221H87V222H86ZM110 221H111L112 223H114V224H112ZM118 221H119L120 223H119ZM2 222H3L4 225H3V224L1 225ZM12 222H11V223H12ZM30 222H32V223L30 224ZM35 222H36V223H35ZM130 222H131V223H130ZM6 223H7V224H6ZM11 223H10V225H11ZM23 223H24V224H23ZM39 223H40V224H39ZM53 223H54V225H53ZM97 223H98L99 225H98ZM109 223H111V225H109V227H108V224H109ZM116 223H117L118 225H117ZM17 224H16V228H18ZM37 224H38V225H37ZM78 224H80V225H78ZM82 224H83L84 226H83ZM88 224H90V225H88ZM95 224L97 225V226H96L97 229L94 230V228H95ZM100 224H101V225L103 224L102 228H103V230L105 229V230H104V233H101L103 230H101L100 233H99V231H98V228H99L98 226L101 227ZM128 224H129V225H128ZM26 225H27V226H26ZM46 225H45V226H46ZM56 225H57V227H56ZM74 225H75V226H74ZM81 225H82V226H81ZM91 225H92V227H91ZM112 225H114V230H113V228H110ZM116 225H117V226H116ZM31 226H32V225H31ZM36 226H35V227H36ZM77 226H78V227H77ZM79 226L84 227V229L81 228V227L79 228ZM89 226H90V228H92V229L94 230V231H90V233H92V234H90V233L88 234V235H90V236L87 235V233H88V232H87V230H88L87 228H88ZM121 226H120V227H121ZM35 227H34V230H36ZM76 227H77L78 229H77ZM107 227H108L109 230L107 229ZM112 227H113V226H112ZM126 227H125V230L127 229ZM11 228H13V229H11ZM20 228L15 229L14 232H15V231L20 232V231H19ZM28 228H29V229H28ZM36 228H37V227H36ZM44 228H45V227H44ZM74 228H75V229H74ZM90 228H89V229H90ZM5 229H4V230H5ZM25 229H24V230H25ZM39 229H38V231H39ZM76 229H77V230H76ZM80 229H82V231H80ZM100 229H101V228H99V230H100ZM9 230H10V231L12 230L11 234H10V231H9ZM48 230H49V231H48ZM55 230H56V231H55ZM75 230H76V231L79 230V231H78L77 233L75 232V233H76V234H75V233H74ZM83 230H84V231H83ZM90 230H91V229H90ZM96 230H97V231H96ZM1 231H2V229H1ZM5 231H6V230H5ZM5 231H4V232H5ZM38 231H35V233H37ZM114 231L117 232V235H116V233H115ZM135 231H136V232H135ZM55 232H57V233H55ZM80 232H82V233H80ZM94 232H96V233L98 232V234H95V235H96V241H97V244L100 243V242H98V238H99V235H100V234L102 235V237L100 236L101 239H102L103 237H105L104 240H102L103 242L105 241V243H106L107 240H108V242L106 243L108 246H107L105 243L103 244V243L101 242V245H103V246H100V245L98 244V246H100V247L98 248V247H97V244L95 243V246L97 247V250H100V252L97 251V250H95L96 247H95V246L93 247V245H92V244H94V241H93L92 238H95V237H93V236H94V234H93ZM150 232H152V231H150ZM32 233H33V234H32ZM127 233H128V234H127ZM129 233H131L132 235L129 234ZM152 233H153V232H152ZM9 234H10V235H9ZM25 234H24V235H25ZM28 234L25 235V236L28 237V236L30 235V234H29V235H28ZM39 234L42 235L41 232L38 233V235H39ZM50 234H51V235H50ZM57 234H58V235H57ZM80 234H81V235H80ZM83 234H84V235H83ZM103 234H105V236H104ZM126 234H127L128 236H129V235H130V236L128 237ZM136 234H138V235H136ZM36 235H37V234H36ZM36 235H35V236H36ZM47 235H48V234H47ZM59 235H60L61 239H59V238H60ZM79 235H80V237H79ZM82 235H83V238L81 237ZM85 235H86V236H85ZM12 236H13V238H10V237H12ZM25 236H23L22 238H20V239H19V242H20L22 239H24ZM91 236H92V237H91ZM33 237H34V236H33ZM86 237H87V238H86ZM88 237H89V238H88ZM107 237H108V238H107ZM130 237H131V238H130ZM9 238H10V240H8ZM39 238H40V236H39ZM67 238H68V239H67ZM76 238H78V239H76ZM112 238H113V237H112ZM47 239H48V240H47ZM86 239L90 242V244L92 245L91 248H93V249L90 250L89 247H90L91 245H89V242L86 241ZM91 239H92V240H91ZM99 239H100V238H99ZM38 240H39V241H38ZM42 240L44 241V243L42 242ZM46 240H47V242H46ZM50 240H51L52 243L50 242ZM58 240H59V241H58ZM60 240H61V241H60ZM75 240H77V242H78V241H79V242H78V243L76 242L77 245H76V246H73V245H75ZM80 240H81V242H80ZM83 240H85L86 242L84 241V242H85V243H84ZM114 240H115V241H114ZM12 241H13V242H12ZM48 241H49V242H48ZM73 241H74V242H73ZM91 241H93V242L91 243ZM96 241H95V242H96ZM99 241H101V240H99ZM5 242H6V241H5ZM53 242H54V243H53ZM65 242H66V243H65ZM114 242H115V243H114ZM7 243H8V242H7ZM15 243H16V245H15ZM50 243H51V245H53V244H54V245H53V246H50ZM58 243L60 244V246L58 245ZM73 243H74V244H73ZM80 243H82V244H80ZM86 243H87V244H86ZM110 243H109V244H110ZM47 244H48V245H47ZM62 244H63V245H62ZM72 244H73V245H72ZM85 244H86V245H85ZM9 245H10V243H9ZM40 245H38V246H40ZM42 245H41V246H42ZM79 245H80V246H79ZM84 245H85L87 248L84 249V250H83L84 252H83L81 247L84 246ZM87 245H88V246H87ZM104 245H106V246H105L106 248L104 247ZM48 246H49V247H48ZM56 246H59L60 248H59V247H56ZM70 246H73L75 250L78 249L79 253H81V251H82V253L80 254L81 258H79V257H80V256H79V253L77 254L76 251H75L74 249H71L73 253L75 252L74 254H72V252H71V253L69 252V251H71V250H69ZM78 246H79V248H76V247H78ZM52 247H53V248H52ZM55 247H56V248H55ZM73 247H72V248H73ZM101 247H104V248H103L104 250H101ZM18 248H19V249H18ZM51 248H52V250H51ZM84 248H85V247H84ZM59 249H60V251H59ZM80 249H81V251H80ZM22 250H23V251H22ZM54 250H55V251H54ZM61 250H62V252H61ZM73 250H74V251H73ZM26 251H27V252H26ZM50 251H51L52 253H51ZM96 251H97V252H96ZM49 252H50V253H49ZM59 252L62 253V254H60ZM17 253H16V254H17ZM26 253H27V254H26ZM69 253L72 254V255L70 256ZM19 254H18V255H19ZM75 254H76V255H75ZM18 255H17V256H18ZM50 255H49V256H50ZM73 255H74V256H73ZM61 256H62V257H61ZM75 256H76V258L79 256V257L77 258L78 262H77V261H74V259H76ZM84 256H86V254L83 255V258H84ZM73 257H74V258H73ZM17 258H18V257H17ZM17 258H16V259H17ZM19 258H18V259H19ZM68 258H69V259H68ZM69 260H72L73 262H72V261L68 262ZM55 261H56V262H55ZM67 262H68V263H67ZM82 262H83V260L80 262V264H82ZM0 263H1V262H0ZM76 263H75V264H76ZM1 264H2V263H1ZM83 264H84V263H83Z\"/></svg>",
  "mask_w": 264,
  "mask_h": 264
}]
</instances>
